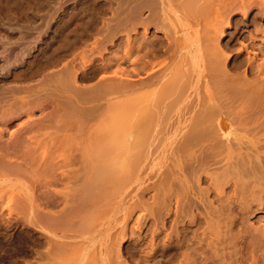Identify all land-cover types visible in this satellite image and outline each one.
Returning <instances> with one entry per match:
<instances>
[{
  "label": "rangeland",
  "instance_id": "obj_1",
  "mask_svg": "<svg viewBox=\"0 0 264 264\" xmlns=\"http://www.w3.org/2000/svg\"><path fill=\"white\" fill-rule=\"evenodd\" d=\"M64 1L63 0H61V1L60 0H10V2H9L8 0H0V17H3V19L0 18V20L1 19L3 20V21H0V22H2V23H0L2 25V27L0 25V31H1V28L3 30V32L1 31V33L7 32L8 29H9L8 32L13 30L12 31L13 33L9 32V34H10V36L12 34L14 36V40H15L12 42L13 36L11 37V42L9 41V39H6V38L3 39L4 34H2L3 36L0 35V37L2 39V41L0 39V45H3L2 43L7 45V43H8L10 46H13V48H15L14 50H16V51L19 50L22 47V45L25 43H26V46L27 45H31V46L34 45L33 50L30 49V52H32V54L26 55L25 59H23V60H20V58H18L17 59L18 63H16L17 61H14L15 57H13V56H15V55L12 56L13 57L11 59V63H12V67H13L12 73L15 74V72H16V74L12 75V73H11L10 77L12 79H10V81H11L10 85H12V86L14 85L13 87H19V86L23 87V85H24V87H27V88L29 87L30 89L28 88L29 89L28 92L27 91H23L22 93L19 92V94H18L19 97H17V99H21L23 97L20 100V102L23 100L24 101L26 100V101H29V104H30V103H32V101H35V102L37 101L36 103L38 104V107L33 108L34 107L33 106L32 109H30V112L32 113L33 118L37 121V123H36L37 126L33 125L32 128H30V129L21 130L22 125H20V124L23 121H25V122L29 121L28 117L25 114L24 115L21 114L22 116L20 115V117H18L14 123L9 124L8 127H5L4 123L2 121H0V178L3 179V182L1 181L2 182L1 183V191L2 192L0 194V264H63V263H71L74 260V257L79 254V252H80V254H83L82 258L84 256H86L84 258L85 259L84 264H125V263L126 264H181V262L186 261L185 260L186 258H183V257H186L184 255H187L190 252L189 250L191 249V247H194V249H191V250H193V251H191V255L194 256V254H198L203 250L202 248H204V247H199V245H202L203 243H204L203 246H205V248H206V249H204V252H205V250L207 251V253L212 251L211 250L212 246L216 249L217 253L220 251L224 252L223 255L221 253H218L219 255L220 254L222 255V257H221L222 259L217 258L219 260L221 259L219 262L215 258L216 255L214 252H216V251L213 249V251H214V252L212 251L213 254L208 253L207 256H209V254H210V256L212 255L214 257V260H213V258L210 259L211 257L209 256L210 258H204V259H208L209 261L203 260V258H202L203 262L208 261L207 263H209V264H216V262L218 261V263L222 264L223 263L222 261H224V258H225V257L223 258L225 253H227V255H231L232 252L234 251L233 252L234 254H232L231 256L235 255V256H237V258L235 256H233V259H234L233 260L232 257H230L231 260L234 262V264H237V263L238 264H264V248H263L264 243H261L262 242L261 239L263 240L264 236L262 237L257 233V232H259V233L262 232L261 234L262 235L264 234V232H263L264 231V209H263L264 208V204H263V202H264L263 201L264 200L263 199L264 198L263 197L264 196V194H263L264 193V185H263L264 182H263V180L264 179L262 180L261 179L262 177L261 178L256 177V175L258 174L260 169L262 170L264 168V165L262 163V162H264V157H262L263 159L261 158L263 160L262 162H261V159L258 160L256 158L257 156L252 158L253 161L250 158V160L252 161L251 163L248 160L243 161V163L245 162L244 164H246V167H243L244 169L248 170L249 167H251V169L252 168L256 169L254 171L253 170L251 171L252 173L254 172V174H252L251 172L249 173L252 175L251 177H248L249 176L248 171H250L251 169L247 171L248 176L246 174H244V176L242 175V178L244 180H245L246 176L248 177L245 180L246 184L248 183L247 180H250V181L253 180L254 181L256 178L257 179L259 178L258 181H260V179H261L262 180L261 182H263V183H261L262 184L261 185L257 181L259 184V187H261V188L257 187L258 191L261 190L263 193L262 192L259 193L256 191L257 193L262 195V196L259 195L262 198L261 197L259 198V196H258V198H256V199H255V197H257V193H255V194L253 193L254 195L251 194L252 195L251 196L247 192V194L249 196L247 195L248 197H246V194L243 191H241L240 189H237V190H240V193H238L239 194L238 196L235 194L233 195V193L236 191L235 190L236 189L235 184H237L236 182L238 180V178L235 179L234 174H235V171L238 170V166L236 168L238 160H240V158L242 159V155L240 153L241 151L240 152L238 151L239 153L236 152V153H238V155H237V157H235V159H233L234 158L233 156L236 155V153H234V151H232V153H231L230 150H227L228 148L225 151V148L222 147L221 152H223L224 155L228 151H230V152H228L229 154L231 153V155H229L227 153V155H229L231 157H229L227 155H225V156L228 157L227 159H229V160L233 159V160L228 161V160H225L226 158L222 157L224 159L222 160L221 163L223 164V162H224V164H226L225 161L226 162L228 161L229 164H231V165L234 164V166H232V168L235 167L234 171L232 170V172H231L234 174L232 175L230 173L231 165L221 166L222 164L220 162H219L220 165L219 164H218L219 166L217 165V163H218L217 161L218 160L221 161V159H220L221 153H219V159L217 157L218 154H215L216 156L213 154L215 157H217L215 159L214 156H212V154L211 155L206 154L209 151H206V149H204L203 145H202L203 147H201V150H200L199 146H201V145L194 144L193 142L191 144H188L190 146H186V148H189L190 151L192 150L193 147H195V149H193V150L196 151L197 153L194 152V154H195L194 156L200 157V155H201V157H202L203 155L201 153L203 151L202 149H204L203 152L205 154L204 153L203 154H204L205 158H207L206 160L204 158V160L207 161L209 158H212V159L214 158L213 161L215 160V162H217V163L213 162V164H215V165H213V164L209 165V163L204 164V162L202 164H200L199 167H201V165L207 166V164L209 166L201 167L203 170L201 169L202 173H200L199 175H197L198 173L196 171L198 169L200 171V168L197 167V170L195 171L197 173L196 174L197 176L195 174H191L192 172L189 173L188 176L182 174V176L185 177L184 179L182 177L183 181L186 179L185 180L186 182L184 181L186 183V184L184 183L185 186L188 183H190V185H191V182L194 181V183H192L193 189H197V190L200 189L198 191L195 190L196 191V192L194 191L195 194L192 195L193 193L189 190L190 188L192 190V187H190V188L186 187V189H184L185 192L189 193L188 191H190L192 193V194L191 193L187 194L188 196L186 195V193L183 192L184 190L182 189L181 192L184 193L187 197H190V196L194 197V198L190 197L189 200L180 191L178 193V187L176 184L177 183V181H176L177 170H175L176 161L175 162L173 161L176 159L175 157H176L177 146L179 145V143L181 141L187 140L186 136L184 137L186 139H184L183 136L180 137L179 136L180 133H182V135H184L188 131L187 134H185V135L189 134V136H190L189 130L192 129V125L194 126V124L188 120H192V119L197 120V118L195 117V113H193V112H197L198 106L199 107L201 106L200 107L201 109L204 108V107H202L203 105L206 106L205 107L206 109L210 108V107L208 108V106H209V104H207L208 99H205L204 92L207 93L205 95L208 96L209 88H211V90L214 91L213 89L216 88V85L218 86L221 83V82H219V84H216V85L214 84V86H213L214 88H212L211 87L212 82L214 81L213 83H215L218 79L220 80V79L227 78V77H224V75H223V73H225L226 71H227L226 73H228V74H230V72H232V75H235L236 73H238V75H239V73H241L240 77H243L242 75H245V71L247 68V65L245 67V64H246L245 60L248 57V55L254 56L253 54H255V52H257L259 54L257 57V60L259 61V59L261 58L259 56H262L261 51H262V49H264L263 48L264 44H262V43H264V42L260 43L261 41L259 39L252 40L248 36H250V34H252L253 36H255V35L261 36L263 33L262 30H264V13L262 14V11H261L262 6H259V4L254 5V9L249 13V16L247 18L245 16H243V13H241V12H239L238 14H234L235 16L233 14L232 15L230 14L231 17L229 16V19L232 22L231 26L226 27L225 23L222 25V27H224V29H225V34L221 36V38L218 40V42L220 43L221 49L223 48L226 51L228 50L227 54L229 53V59L227 61L221 60L222 64L224 63V65H222V67L220 65L221 63H219V64H218V62L215 63L216 57H217V54H216L217 50H213L211 47H210L211 49H208L209 47L205 46V47H207V49L204 47L205 48V51H204L202 49L204 44H201L204 40H205V42H207V39H206L207 36H205L206 35L205 33H208L209 31L205 30L204 26L210 27V25H207L208 23L206 24V22H208L210 20L209 24H211L210 22L214 16V11H215V7H213V4H215V0L214 1L213 0H198V1L195 0V1H193V5H192L194 7V9L192 8V6H191V8L185 6L186 9L182 8L183 10H181L180 9L181 6H177L178 9L181 10V12H180V10H176L177 11L176 12L174 9V11H173L174 13L172 14L174 16L172 17L173 19H171L172 20L171 23L172 22H173V24L175 23V26L173 28H175V27L179 28L178 30H179V33L181 34V36L179 34L180 37H179V40H177L178 42L176 43L177 47L179 46V48H180V47H183L182 45H184V47L190 49L192 52L191 58L189 60H187V62L191 63V65H189V67H188L189 63L186 62L187 64H185V66L188 67V69L185 68V66H181L182 69H181V67L179 68V70H181V71L186 69V72L184 71L185 74L182 75V78L184 80H182L180 77H178L181 80L180 82H183V81H185V79L190 78V80L187 79L190 82H188L186 80L188 82L185 85L186 87L183 84L184 88H187L186 89L187 92H183V96L181 97L182 99L180 98L179 95H182L180 91L182 90L181 88H183V86L182 87L180 86L181 88H179L178 86L181 84L178 82L179 80L177 78H174V81L176 79V81H175L176 84H177V82L179 83L178 85H175L179 89H175V90H176V94L179 96V100L181 99L180 101H178L179 103H176L177 101L175 102L174 100H172L173 94L171 92H173V91L175 92V90L171 91L172 89H174V88H171V86H170L172 81L168 83V79L172 80V78H171L172 76L170 78H168L166 76H163V77L159 76V78H157V79L154 78L155 80H157V81L154 80L156 85L154 84L153 80H152V82L146 81V79L147 80L150 79V76L153 75V73L157 74L156 71H159L161 69V67H163L165 62L169 61V59L167 61L166 58H167V56L170 55V54L167 55L169 48L167 50L166 49L167 45H165L168 42V40H167L168 37H166L168 35L165 34V33H168V30L165 31L166 29H163L165 27H163L161 24L159 25V23H157L158 24L157 25V24H155L156 22H147V21L144 22V21H142L143 19L144 20L148 19L147 17H149L150 15L152 17H153V15H155L154 17H156V14H157V16H158V13H156L157 11L155 12L156 14H153L150 11L151 9L149 10L148 7H143L142 10L139 12L140 14H138L140 16V20L141 19L142 20L140 21L138 19L139 22H138V20L133 21L136 24H134L132 22L133 24L131 23V25L133 27H132V29H129V28H131V25H130V21L127 22V19H129L128 16H130L129 15L130 11L128 9L126 10L125 8H128L131 5L130 6L126 5V7L124 6L125 7L124 9L126 10L125 11L123 8L122 9L120 8L121 10H119L118 6H115V5H117L116 3L114 5H111V6L109 5L110 6L109 7L108 3H107L109 0L108 1H106V0H95L96 2L92 1V0H90V1H88V0H70V2H68L69 0H67L66 3L68 5L66 3H64ZM77 1L79 4L77 3ZM83 1L84 2L86 1L85 2L86 4ZM97 1H99V3H97ZM259 1L261 2L263 0H259ZM81 2L83 3V7H84V5L85 6L89 5L88 7L86 6L87 7L86 9L89 12H87L86 9L84 11V8L81 9L82 8V7H80V6H82V5H80ZM94 2H95V4H94ZM92 4H94L95 6H93ZM60 5H61V7L63 6V8H60ZM90 5L93 7H91ZM97 6L99 7V9L101 11H102V9H104V11L101 12L99 10V12H98L96 10V8L98 9ZM4 7H6V8H4ZM64 7H65V9H64ZM211 7H212V9L213 8L214 9L210 10ZM57 8L58 9L60 8L58 12L56 11V10H58ZM72 8H75V10ZM93 8H95V9L93 10ZM187 8L191 12H188L189 10L187 11ZM36 9L37 10L40 9V11L37 12ZM90 10L92 11L93 17L90 16V14H91ZM193 10H195V11H193ZM79 11H82V12H79ZM96 11H97V14H96ZM183 11L187 14H183L182 13ZM39 12L41 15H43V16L45 15L44 16L45 18H42L43 16L40 17ZM159 12H161V11H159ZM117 13H119V14L121 13V14L119 15ZM12 14L14 15V17L16 16L14 21H12V19H13ZM20 14H21V16L23 15L22 16L23 19L21 18ZM27 14L29 17L27 16ZM33 14L34 15L36 14V15L34 16ZM84 14H85V16H83ZM51 15H54V18ZM117 15H119V16L117 17ZM205 15H207V16H205ZM8 16L9 17L11 16L12 19H11V17L9 18ZM125 16L128 18H126ZM151 16H150V18H151ZM123 17H125L126 19ZM154 17H153V19H154ZM17 18L18 19L20 18V20H18ZM28 18H29V21H28ZM88 19L90 21L87 23ZM92 19H93V21H92ZM35 20H38V21L35 22ZM48 20H49V22H48ZM4 21H7V22H4ZM116 21H117V24H116ZM140 22L143 24H141ZM176 22H179L178 27H177ZM5 23L7 24V27L9 25L11 27L9 26L7 28ZM90 23L92 26L90 25ZM87 24H88V26L90 25V27H88ZM109 24L113 25L111 27L112 28L114 27V28L112 29L111 27H109ZM115 24L119 28H117ZM170 24L168 26H170V28H171L172 25H170ZM4 25L6 28L4 27ZM21 25H22L23 31H21V29L18 28L19 26L21 27ZM119 25L122 27V29ZM123 25H125L126 27ZM129 25H130V27H129ZM134 25H136V26H134ZM27 26H28V28H27ZM34 26H35V28L37 27L38 31H39V29H41L40 30L41 32L40 31L38 32L34 28ZM64 26H65V28H64ZM94 26H96V27H94ZM13 27L14 28L16 27L17 29L14 30V29H12ZM107 27H108L109 31L105 32L107 30ZM85 28H86V30H85ZM103 28H104V30H103ZM124 28L125 29L127 28V30L125 31ZM99 29H101V30H99ZM120 29H121V32H120ZM27 31L30 32L29 33L30 35L26 34V33H28ZM43 31H45L46 33H44ZM68 31L70 34L68 33ZM73 31H74V33H72ZM114 32H116V34H114ZM31 33L33 36H31ZM38 33H39V40H38V36H36V35H38ZM40 33H41V35L43 34L42 35L43 37L40 36ZM103 33L106 35H104ZM108 35H110L109 36L110 39L104 40V38L105 39L109 38V37L107 38ZM34 36L38 40L36 43L38 46L34 43L35 42L33 40ZM111 36L114 38H112ZM132 36H133V38H132ZM15 37L17 39H15ZM40 37H42V38H40ZM97 37L101 38L102 41H100V39ZM129 37H131V41H133V39L136 40V41L132 42L131 46L134 45V42H136L135 44L137 46L139 45V49H137L138 47L136 45H134V46H136L137 48L134 46H133L134 48H132L130 46L131 41L129 40ZM111 38H112V41H111ZM145 39L147 41H145ZM141 40H143V42ZM148 40L149 41L152 40V42H149ZM157 40H162L163 41L162 46H164V47H161L159 41H157ZM97 41H98V44H97ZM103 41H104V43H103ZM126 41L128 42V44ZM137 41H138V43L141 41V44H137ZM154 41H156L157 43L154 44ZM19 42H21V44L23 43L22 45H20V47H18ZM145 42H147L146 44H148V42H149V45H147L149 47L146 46ZM250 42H251V44H250ZM11 43H13V45ZM259 43L261 45H259ZM70 44H72L71 47H70ZM156 44H157V46H160V48L159 47L156 48L157 47ZM167 44H169V42ZM5 45L0 47V51H1L0 52V63H2V60H3V62L6 61L5 56L8 55V54H6V55L4 54V53H6V50L4 48ZM14 45H15V47H14ZM16 45L19 49L16 48ZM242 45H247L249 47V51L247 49H242V47H243ZM252 45H254V47ZM262 45H263V47L261 49L260 46H262ZM59 46H61V47H59ZM93 46H95V47H93ZM144 46L148 50L150 49L151 46H152V48L155 47L157 50L156 49H150L152 51H150V50H149V52L144 51L143 50V49H145ZM200 46L202 48H200ZM66 47H68V48H66ZM3 48H4L5 52L2 51ZM55 48H59V49L61 48L62 49V50L61 49L58 50L60 52V54L57 51V49H55ZM43 49L46 52V54L44 53V51H42ZM89 49H91V50H89ZM97 49H99V51ZM135 49H137V50L134 51ZM140 49L142 51H140ZM54 50H56V51H54ZM156 51H158V52L154 53ZM165 51H167V52H165ZM258 51H260V52H258ZM63 52H65V53H63ZM85 52L87 54L86 56H85ZM94 52H96V53H94ZM131 52H132V54H131ZM1 53L4 54L5 56L1 55ZM42 53L45 54V56H43ZM169 53H171V51ZM52 55L53 56L56 55V56L51 58ZM36 56H37V58H35ZM82 56H85V58L88 62H86V63L81 62ZM39 57L43 58L42 59L43 61H41V63L42 62L44 63L45 61H47L44 64V67L45 66L46 67L45 68L43 67L44 70H42V71H41V69H38L37 71L34 72V70L37 69L36 65L38 64V62L35 60L38 59V61H40L41 58H39ZM76 57H77V59H76ZM54 58H56V59H54ZM192 59H193V61H192ZM27 60H29L30 62ZM78 60L80 61V63L78 62ZM257 60H256V62H258ZM260 60H262V58ZM21 61H24L23 64ZM54 61L57 63H54ZM240 62H242V63H240ZM13 63H15V64H13ZM27 63H28V65H27ZM81 63H83L84 65H82ZM18 64H20V65L18 66ZM48 64H51V65H48ZM78 64H80L79 65L80 67L78 66ZM26 65H27V68H26ZM72 65H75V67H77L80 70V71L78 70L80 73L78 71L76 72V74L78 73L77 74L78 77H75L76 80L74 77H73L74 79L72 78V81H75V83H73L71 81L72 84L74 85V86H72V88H71V82L69 84H67L68 86L65 85L63 87H62V85L56 86V84H52L50 82L52 80L50 79V77L48 75L49 73H50V75H51V73L55 74L57 72V70L60 69V71H61L62 66L64 67L63 69L65 70L67 66H72ZM34 66H36V67H34ZM81 66H84L85 68L81 67ZM152 67H154V69ZM183 67H184V69H183ZM223 67L227 68V69H224L225 72L223 70ZM77 68H76V70H77ZM63 69H62V72L64 71ZM190 69H192L193 71H191ZM122 70L124 73L125 72H127V73L124 74L122 72ZM151 70L153 72H151ZM179 70H178V75L180 74ZM23 71L26 73V75H27V73L28 74L30 73L34 77H31L30 75H27V77H22V76H26ZM54 71H55V73H53ZM85 71H87V72H85ZM201 71H202V73H201ZM32 72L34 73V75ZM114 72L116 73L117 76L115 75ZM184 72H181V74ZM256 72H258V71H256ZM256 72L250 73V75L248 74L247 76L245 75L244 77H246V79L247 78L248 79L255 78L257 76ZM19 73H21V74L23 73L24 75L22 74V76H21ZM35 73H37V74H35ZM58 73H60V72H58ZM121 73L124 74V76ZM187 73L189 75L191 74V76L187 77V75H188ZM233 73H235V74H233ZM18 74L20 76H17ZM110 74H112V75H110ZM84 75L85 76L87 75V76L85 77ZM107 75H108V77H107ZM178 75H176V76H178ZM15 76H17L18 78ZM201 76H203V77H201ZM48 77H49L50 81L48 80ZM104 77H107V79H105ZM153 77H155V76H153ZM157 77H158V75H157ZM118 78H119V80H117ZM166 78H167V81H165ZM203 78H205L204 81H202ZM209 78H210V80L212 79L213 81L211 80L212 81L211 82L209 80ZM143 79H145L144 83H146V85L141 83L143 81ZM151 79H153V78H151ZM151 79H150V81H151ZM199 81H201V83H199ZM207 81H208V83L211 82V85L209 83L210 86L207 84ZM123 82H124V84H123ZM147 82L149 85L147 84ZM202 82H204V83H202ZM162 83H163V85H165L164 87H163ZM198 83L202 87H205V84H206V88L207 87L208 88L207 89L204 88L205 90L204 89L199 90L197 88L199 86ZM75 84H77V85H75ZM187 84H189V85H187ZM15 85H17V86H15ZM52 85H55L56 87L52 86ZM90 85H91V87L88 88L87 86H90ZM92 85L95 87H93ZM133 85H134V87H132V89H131V86H133ZM139 85H142L141 87H139L140 90L137 91V92H139V94H141L140 92H144V90H147V89H144V87L147 88V86H148V88H149V86L151 85L150 87L152 88V86H156L155 88H153L154 91H153V89L149 88L148 90L150 92L147 90L149 93L143 96V97H145V96H147V97L143 98V100L145 99L146 102H144L145 100L144 101L142 100V105H144L145 103L147 105L148 104L147 101L149 102V104H148L149 109L147 111L143 110V111H145V113L144 112L143 113L145 115L147 114V116L143 115V113L141 114V111H139L140 112L139 116H137V114L139 112H136L137 114L135 113V111H138L137 109H139V106L141 105V103H138L137 98H136L139 94L137 92H134L133 94L136 93V95L134 97V95L130 92H131V90L137 88V86H139ZM160 85H162V86H160ZM122 86H124V87H122ZM60 87H62L64 89L61 92L59 91V90H62V88H60ZM109 87H112L113 91L111 90V88L109 89ZM127 87L129 89H127ZM74 88H76V89L79 88L80 92L90 91L89 94H91V95H89L88 93H87L88 95H86V93L85 94L83 93L81 95V93L77 92L78 95L80 94L78 96V95H76V90ZM93 88L96 90H94ZM105 88H108V89H105ZM169 88H171V90H169L171 92L167 91ZM150 89L154 93L151 92ZM195 89H196V91H195ZM109 90L111 92H115V91H117V92L112 93V94H110L111 93L110 92L109 93L110 95H105L108 93ZM178 90L180 93L178 92ZM35 91H36V93H35ZM92 91H93V93L95 92V95H97L99 93L98 97H95V95L92 94ZM96 91L97 92L99 91V92L96 94ZM106 91H107V93H105ZM183 91H184V89H183ZM191 91H192V93L190 94ZM200 91L202 93L201 95H203V96L200 95L201 97L198 95L200 93ZM167 92H168V94H166ZM62 93H64V94H62ZM195 93H197V95ZM66 94H68V95H66ZM65 95H66V97H65ZM151 95H152V97H151ZM167 95H171L170 99L168 98L169 96L166 97ZM193 95H195L196 97L195 96L193 97ZM58 96H59V98H58ZM81 96L85 99L84 100H83V98L81 99ZM87 96H90V97L87 98ZM92 96H94L96 98V101H95V98H94V100H91ZM148 96L151 97V98L149 97L150 98L149 100H147ZM178 96H177V98H178ZM132 97L134 99L133 102H135V106L137 104H139V106L137 105L138 107H136L135 108L136 110L134 111L135 116H137V118H135V116H133V117L130 116V114H131L130 112L133 113V109L135 106L133 107V109L131 108L132 110L130 112L128 111V109H130V108H128L130 105L129 103L131 101L130 98H132ZM192 97L194 99L197 98L196 102L194 101V99ZM57 98L59 99L58 102H57ZM73 98L74 99L76 98V99L74 100ZM114 98L116 100L121 99L120 103L122 102V99L123 100L129 99V100H127V102H129L128 103L129 105L125 104L126 106L128 105V107H127L128 109L126 108L124 113H125V115H127L126 119H128V115H129V117L132 120V123L131 122L130 123L127 122V123L130 124L129 126L132 125V127H134V126L136 127V125H134V124H137L138 122L139 123L142 122L144 127L145 126L148 127V124L151 123V124H149V126H151L152 130L150 129V127L148 128V131L151 135H148V136H151L152 138L151 137L149 138L147 136V138H149V141L147 142V144H145V143L143 145L141 144V146H139V148H138V149H140L141 147H144V148H142L143 152H144L146 148L148 149L147 146H149V149H148L149 155L145 151L148 156L145 154H144L145 155L144 156L142 154L143 156L141 155L142 156V158H141V156H139V154H140L139 153L137 155L138 159L136 157H134V159L135 158L137 159L136 163H130L131 160L129 163H127L128 165H126V163H125V166L130 165V167H128V169H123V171L126 170V171H124V173H123L122 168H121L122 166L119 167V169H121V172H122V173H120L118 166L115 165L116 169L119 170V173L121 175L117 174L119 177H116V174H115L116 178L112 179L114 177V174L111 173L112 172L111 170H114V167L112 168L110 166L111 165L113 166L114 164L111 163V165L109 166V164H110L109 161L111 162V155L105 156V153L107 152V150H110L109 145L111 143V139H108L110 137V136H108V135H110L108 132V130H109L108 127L109 128L111 127V126H108V124L110 123L109 118L112 116L115 117L114 112L116 111V107L118 108V106H119V105L116 106L117 104L112 105L111 102H110V104L108 103L109 100H113ZM177 98H174V99H177ZM202 98H203V100H202ZM60 99L61 100L62 99L63 100L68 99V102L70 100H72V101L67 106L64 105L65 106L64 107L62 105H63L65 100L60 103L59 102V101H61ZM161 99H163V100H161ZM164 99H165V101H164ZM189 99H190L191 104L193 103L191 100L194 101V103L192 105L193 106L196 105L195 107H193L192 105H191V107L188 106V105H190ZM199 99L202 101H199ZM204 99L207 100V102H204ZM38 100L40 102H38ZM89 100H91V101H89ZM116 100H114V101H116ZM154 100H156V101H154ZM18 101H17V103H18ZM173 101H174V103H176L178 105H175L174 103H171V104L169 103V102H173ZM35 102H33V103H35ZM65 102H67V100ZM90 102L91 103L94 102V103L90 104ZM156 102H159V103H156ZM162 102H163V104H165L164 102H168V104H166L167 105L166 109H164L165 105L161 106ZM201 102H204L206 104L202 103V105H200V104L198 105V103H201ZM58 103H60V105H61L60 109L58 107L59 106ZM106 103L108 104V106H110V108L107 107ZM155 103L158 104L159 106H156ZM29 104H28V107L31 108L32 104L31 105H29ZM169 104L170 105L173 104L172 106H174V105L175 106L172 107V106H169ZM182 105H183V107H181ZM93 106H94V108H93ZM187 106H188V108H187ZM26 107H27V105H26ZM61 107H63V108L61 109ZM158 107H160V109ZM161 107L164 109V113L169 111L168 109H170L171 107H172L173 111H172V109H170L171 110L170 114L172 116L171 115H169L168 117L164 116V117H167L166 122L165 121L163 122L166 124V125L165 124L163 125L166 128H164V130L161 129L163 132H160V135H159V132H157L158 130L160 131L159 128H161V127H159V125L161 124V123H159V121L161 122L163 120V119H159L160 113L163 114L162 113L163 109L161 112H159V110H161ZM168 107H170V108H168ZM140 108H141V106H140ZM155 108H156V110H155ZM189 108L191 111L188 110ZM191 108H193V109H191ZM91 109L94 112H92ZM145 109H147V108H145ZM139 110H141V109H139ZM165 110H167V111H165ZM155 111H157L158 113H156ZM177 111H178V113H176ZM182 111H184V112H182ZM186 111L188 114L186 113ZM111 113H113V114H111ZM153 113H156L157 116ZM181 113L186 115V117L188 115V118H186ZM168 114H169V112H168ZM174 114H177L176 117ZM153 115L156 116V122H157V124H159L158 129L155 128L157 131L155 129L153 130V128H152V124L153 123L155 124V122L152 123V121H155V119H154L155 116L152 117ZM229 115L228 116L226 115V119L230 120L227 122L232 123L233 117H231ZM190 116H194V117L192 118ZM116 117H117V115H116ZM119 117H117V119ZM138 117L139 118L141 117V118L139 119ZM143 117H146L145 118L146 120H144ZM148 117H152V118L150 119ZM230 117L232 119H230ZM133 118L138 119L137 122L134 123ZM161 118H162V116H161ZM171 118H174L175 120L174 119L171 120ZM189 118H192V119H189ZM121 119H123V116L121 117ZM143 120H144V122H143ZM147 120L149 121V123ZM169 120H171V121L169 122ZM185 120L188 123L190 122V124H188ZM192 121L194 122L195 120H192ZM112 122H114V121H112ZM6 123H9V122H6ZM115 123H116V121H115ZM125 123H123V124H125ZM139 123H138V125H139ZM146 123H148V124L146 125ZM170 123H172V125ZM184 124H185V126H184ZM186 124H187V126H186ZM116 125L118 126V124H116ZM170 125H171V130H170V128H168ZM182 125H183V127H186L189 130L183 128ZM129 126L127 125L128 128H129ZM143 126H140V127H142L141 129H143ZM179 126H180V130H179ZM138 127L135 129H138ZM140 127H139V130H140ZM154 127H155V125H154ZM233 127L234 126L232 125V128ZM111 129H112V127H111ZM130 129H134V128L130 127ZM168 129H169V131H168ZM145 130H147V129H145ZM176 130H177V132H176ZM2 131H3V134H2ZM13 131L17 132L16 136L11 135V133ZM113 131L114 130H112L111 136L113 135ZM117 131H119V130H117ZM117 131H115V132H117ZM166 131H167V133L168 132L169 133L167 134ZM179 131H180V133H179ZM193 132H194V130H193ZM149 133H147V134H149ZM162 133L164 136L163 135L161 136ZM191 133H192V130H191ZM142 134H144L143 130H142ZM153 134L155 135V137ZM166 134H167V136H166ZM223 135L224 134L220 135L221 138L223 137ZM160 136L163 138V139L160 138L161 142L157 139ZM189 136H188V138H189ZM145 137H146V135H144V139L146 140ZM112 138H113V136H112ZM107 139H108V141H107ZM153 139L156 140V142H154V141L153 142L157 143V145H155V146L156 147L158 146L157 147L158 149H156L153 145L154 143L151 142ZM178 139H180L181 141H179ZM176 140H178V141H176ZM177 142H179V143H177ZM199 144H202V143H199ZM175 145H176V147H175ZM152 147H153V150H151ZM205 147L208 149V146H205ZM156 150H157V152H156ZM200 151H201V153H199ZM108 152H110V151H108ZM143 152L141 151V153H143ZM152 152H153V154H152ZM191 152H193V151H191ZM191 152L188 153L189 157L187 156L188 157V158H186L187 160L189 158H192V155H189V154H192ZM217 152H219V151L217 150ZM242 152H244V151H242ZM151 154H152V156H151ZM258 155L261 157V154H258ZM103 156H105V158H103ZM134 156H136V155H134ZM150 156H151V158H150ZM145 157H146V159H145ZM199 157H193V158L196 159ZM260 157H258V158H260ZM102 158H103V161H102ZM106 158H107V160H104ZM149 158H150V160H148ZM134 159H132V161ZM195 159H194V161L197 160V159L196 160ZM191 160L189 159V161H191ZM256 160H258L259 163ZM45 161L47 162L46 168H43L41 163H44ZM235 161H236V164H235ZM254 161H256V162H254ZM230 162H233V163H230ZM260 162H261V164H260ZM210 163H212V162H210ZM243 163H241V164H243ZM249 163L251 164V166ZM254 163H256V164L254 165ZM91 164H93V168H91ZM102 164L104 165L105 168H106V165L108 164V166L110 168L109 174L108 173L105 174V172H104L105 168L104 169L101 168V167H103ZM244 164H243V166H245ZM39 165H40V167H39L40 171L38 170ZM256 165L258 166V168H260L259 170L257 169ZM171 166L173 167L172 171L173 170L176 171V172L175 171L172 172V173H174L173 175H172V173H170L171 172ZM228 166H230L229 169L228 168L224 169ZM247 166H248V168H247ZM90 168L93 170H91ZM96 168L97 169L98 168L103 169L104 173L103 172H100L102 174H99V172L97 173V171H99V170H96ZM109 168H107V169H109ZM123 168H125V167H123ZM89 169H90L91 173L90 172L88 173ZM168 169H170L169 172H167ZM118 170H117V172H118ZM227 170H229V172ZM66 171H68V172H66ZM238 171H236V172H238ZM256 171H258V172H256ZM62 172H65V174L64 173L62 174ZM96 173H97V176L100 175L99 176L100 178L97 177L99 182L97 183V186H96V184H94L96 186L95 187L92 184L95 181H97L96 177L93 178V176H96L95 175ZM262 173H264V171ZM262 173H260V174L262 175ZM45 174H46V176H44ZM112 174H113V176H112ZM167 174L170 177L175 176L176 178H174V180H172L170 182V180L173 179V177L170 178L168 176V179H167V177H166ZM190 174L193 175L192 177L194 179L190 176ZM189 176L193 179V180H191L189 178V181L191 180V182H188V180H187ZM45 177H46V179H45ZM91 177H92V181H94V179L96 178L93 183L90 182L91 180L89 181V179H91ZM196 177H198V178H196ZM252 178H255V179H252ZM166 179L168 181H166ZM239 179H240V181L243 180V179L241 180V177ZM228 180H229V182H228ZM174 181H175V183L173 185ZM46 182L47 183L50 182L52 184L49 183L50 184V186H49V184H47ZM89 182L91 183L92 186H90ZM161 182H163V183L161 184ZM167 182H169V184ZM254 182L255 183H252V181H251L250 183L256 184V181H254ZM217 183H218V185H216ZM233 183H235V184L233 185ZM242 183H244V181ZM164 184H165V186H164ZM193 184H196V185H193ZM155 185H156V187H155ZM172 185H173V187H171ZM214 185L217 187H215ZM256 185H252V186L255 187ZM160 187L162 190L164 189L163 192H161L162 190L160 189ZM122 188H123V190H122ZM173 188L174 189L176 188V190H174ZM237 188H238V185H237ZM255 188L252 189V187H251L252 190H255ZM172 189H173V191H172ZM218 190L219 191L222 190V191L219 193ZM157 192H158V195H155V194H157ZM198 192H199L200 196H199ZM237 192H239V191H237ZM240 195H245L246 198L244 197L245 199L243 200L241 198L243 196H240ZM178 196H180L181 200H180V198L178 200ZM239 196H240L241 200L238 198ZM162 197H163V199H162ZM199 197H201V198H199ZM232 197H234L233 200H232ZM249 197H252V198H249ZM21 198H22V202L20 204V200H18V199H21ZM34 198L37 199V202L34 200ZM45 198L49 202H47V203H46V201L44 202ZM184 198H187V200ZM195 198H196L197 202L194 201ZM247 198L250 199V200H247L250 202L246 203ZM23 199H25V200L23 201ZM234 199H236V200H234ZM42 200H43V202H42ZM205 200H206V202H205ZM251 200H253V201H251ZM161 201L164 203H162ZM191 201L194 203H192L193 206L190 205L191 206L190 207V206H188V204H190L189 202H191ZM229 201L231 204L229 203ZM231 201H234V202H231ZM240 201H241V203L243 202V205H245V207L242 206V208H241L242 204H240ZM178 202L180 204H178ZM195 202H196V204H195ZM258 202L259 203L261 202L260 206H258V204H259ZM197 203H198V205H197ZM248 203H252V204H248ZM232 204H236V205H232ZM207 205L209 207L211 206V208H209V210H208ZM219 205H220V207H218ZM259 207H260V209H258ZM217 208L218 209L220 208V209L216 210ZM222 208H224V209H222ZM206 209H207V211H206ZM214 209H215V211H214ZM245 210H246V212H245ZM156 214H158V215H156ZM193 214H195L197 217L193 218L192 217V216H194ZM220 214H221V216H220ZM224 214L225 215L227 214L226 215L227 217ZM138 215L139 216L143 215V217L147 216L146 220L142 216H141V218H140L141 220H140L138 218ZM212 215L214 217H216V216L217 217L214 218ZM228 215H231V217H229ZM246 215H247V217H246ZM205 216L208 218L210 217L208 221L206 220ZM203 217H204V219H203L204 221L201 220L199 222V224L201 222L202 223L199 225L198 221ZM223 217H224V219H223ZM183 218L185 221L183 220ZM189 218H191V220ZM213 218H214V220H213ZM210 220H212L213 222ZM206 221H207V223H205L206 224L205 225L204 222H206ZM217 221L220 223V226H219V223ZM225 221L228 222L229 224L226 223ZM124 222L126 224H124ZM209 222L213 223V224L212 225L208 224ZM196 223H197V225H195ZM214 225H215V227H214ZM126 226H127V228H126ZM223 226L227 227V231H226V227L224 228ZM180 227H183L184 229H180ZM188 227H189V229H187ZM190 227H192V229ZM195 227L197 229L198 228L199 229L196 230ZM208 227H209V230H208ZM212 227L214 229H212ZM219 227H221V228H219ZM123 228L124 229L126 228L125 231ZM216 228L220 229V230L217 229L218 233H216V231H217ZM185 229L189 230L188 232L190 234L189 233L184 234V231L187 232V230H185ZM231 229H234L235 233H234V230H231ZM241 229H243L244 231L249 229V231H246V232L243 231V233H240ZM193 230H196L197 232L193 231ZM204 230L206 231V233L210 232L211 230H213V231H211L212 233H209L207 235L205 234V236H204V234H203ZM254 230H256V231L258 230L256 232L255 236L260 238L259 240H257V238H256V241H255V238H252V237H254L253 235L255 234ZM260 230H262V231H260ZM127 231H128V233H127ZM134 231H135V233H134ZM220 231H221V233H219ZM222 231H224V232H222ZM124 232L127 233V236H126V234L124 235ZM201 232H203V233L201 234ZM213 232L216 233L217 235L215 234V236H214ZM225 232H227V233H225ZM231 232L234 233L235 236L233 234L231 235ZM241 232H242V230H241ZM251 232L253 233V235ZM181 233H183L184 237H186L187 235H191V236L195 235L196 236V234H200L199 238L201 237L204 239L205 237H208L207 240L209 239L208 235H210V234H211L210 238L218 236L220 239H218V237H217V239L220 240L221 244L223 242L225 243V246H224L225 248L226 247L229 248V246L231 248L227 249V251H224L225 248H223V246H222V248L214 246L215 244L213 242H215L216 239L214 238L215 241H213L214 239L212 238V241H213L212 245L211 246L209 245L208 249H207L206 245H208V244L205 242L206 238L204 240L202 239L200 242H202V241L203 242L200 243L199 240H197L195 237L192 236L194 238V240L196 239L195 240L196 246L199 248V252L197 253L196 251L198 249L195 250L196 246H194V245L192 246V244L193 243L195 244V242L192 243V241H194V240L191 239V236L186 237V239L187 238L191 239V241L189 240V242H188L181 235ZM193 233H195V234H193ZM222 233H224V234H222ZM219 234H222L221 237L219 236ZM225 234H227V235L225 236ZM236 235H238V236H236ZM125 236H126V238H125ZM202 236H204V237H202ZM222 236H223V238H222ZM227 236H228V238H227ZM232 236H234V237H232ZM180 237L182 238V240L180 239ZM196 237H198V235ZM224 237H226V238H224ZM229 237H231V238H229ZM235 237H236V241L234 242V239H232V238H235ZM221 239H224V241L222 242ZM227 239L232 241L230 243V241L228 240L230 243L229 246L226 243ZM225 240H226V242H225ZM250 240L252 241V243L254 240V243L252 244ZM151 241H153V242H151ZM180 241H182L183 244ZM242 241H244V242L242 243ZM258 241H260V242L258 243ZM208 242H210V240H208ZM218 242L219 241H217L215 243H218ZM220 242L218 244H220ZM236 242H238V243H236ZM180 243L183 246L185 244L187 246H188V244L189 245L191 244V245L189 247H187L185 245L186 246V247L184 246L185 249L184 248L181 249L183 246H181ZM232 243H236L235 246L237 245L236 248H238L239 251L236 250V248L234 249L235 246ZM153 244H154V247H153ZM226 244H227V246H226ZM222 245H224V244H222ZM209 247H211V248H209ZM200 248H201V251H200ZM153 249H154V252H153ZM186 249L189 252H187ZM218 249L220 251H218ZM222 249H223V251H222ZM182 250L183 251L185 250L187 253H185V251L183 252ZM230 251H231V253H230ZM87 252H89V254L86 255ZM90 252H91V254H90ZM93 252H94V254H93ZM193 252H194V254H193ZM73 253L74 254L78 253V254L74 255ZM207 253L205 252V256ZM92 254H93V256L90 258L89 255H92ZM219 255H217V256L220 257ZM227 255H225V256H227ZM198 256H200V254ZM116 257H118V258H116ZM190 257H191L190 255H189V257L187 256V258L189 260H187L186 262H189L190 260H192ZM201 257H202V255H201ZM201 257H198V258H197V256L193 257L194 259L196 258V260L198 261L197 262L193 259L195 261V262L194 261L193 262L196 264L201 262V261H199V260H201ZM228 257L229 256H227L225 258V259H227L226 260L227 262L224 261V263L226 262L225 264L229 263L228 261L230 260V258L228 260ZM182 258L184 261L182 260ZM210 260H212V261H210ZM193 262L190 261V263H188V264H191ZM203 262H201V263H203ZM233 262L231 263V261H230L229 264H233ZM185 264H187V263H185Z\"/></svg>",
  "mask_w": 264,
  "mask_h": 264
},
{
  "label": "bare ground",
  "instance_id": "obj_2",
  "mask_svg": "<svg viewBox=\"0 0 264 264\" xmlns=\"http://www.w3.org/2000/svg\"><path fill=\"white\" fill-rule=\"evenodd\" d=\"M9 2H10V0H8ZM61 1V0H60ZM64 1V0H63ZM88 1H90V0H88ZM92 1H95V0H92ZM106 1H108V0H106ZM193 1H195V0H109L107 3H108V6L110 5H114L115 3L117 4V5H115V6H118V8H119V10H121L122 8L124 9L125 7H126V5L127 6H130V7H128V8H125L126 10L128 9L129 11H130V16H128L129 17V19H127V22L128 21H130V25H131V23L133 22V21H136V20H140V16L138 15V14H140L139 12L142 10V8L143 7H148L149 8V10L153 13V14H156V13H158V16H157V14H156V17H154L155 15H153V17H154V19H153V17L151 16V18H150V16L149 17H147L148 19H141L142 21H147V22H156L155 24H157V23H159V25L161 24L163 27H165V28H163V29H166L165 31H167L168 30V33H165V34H167L168 36H166V37H168V42H169V44H165V45H167V47H166V49L168 50V48H169V50H168V53H167V55H169V56H167V58H166V60L168 61V59H169V61L168 62H165V64L163 65V67H161V69L159 70V71H156L157 72V74H155V73H153V75H151L152 73L151 72H153L152 70H151V76H150V79L151 78H153V79H151V81H150V79L149 80H147L146 79V81H148V82H152V80L154 81L155 79L154 78H159V76L160 77H163V76H166V77H168V78H170L171 76V78H172V80H170V79H168V83L169 82H171V88H174V89H172L171 90V88H169L167 91L168 92H171V91H173V90H175V89H179V88H181L182 86H183V84H184V86L186 85V83H188V82H190L189 80H190V78H187V79H189V80H187V79H185V81H183V82H180L181 80L178 78V77H180L182 80H184L183 78H182V75H184L185 74V72H186V69H184V67H183V69L184 70H179V68L181 67V66H185V64H187V63H189V62H187V60H189L190 58H191V56H192V52H191V50L190 49H188V48H186V47H184V45H182L183 47H180L179 48V46L177 47V40H179V37L181 36V34L179 33V28H173L174 26H175V23L173 24V22L171 23V19H173L172 17L174 16V15H172L174 12V9H175V11L176 10H183L184 8L186 9V7H189V8H191V6L193 5ZM198 1V0H197ZM196 1V2H197ZM214 1V0H213ZM67 2V0H65L64 1V3H66ZM68 2H70V0L68 1ZM84 2V1H83ZM86 2V1H85ZM84 2V3H85ZM96 2V1H95ZM95 2H94V4H95ZM77 3H78V1H77ZM76 3V4H77ZM90 3V2H89ZM97 3H99V1H97ZM26 4V3H25ZM42 4V3H41ZM67 4V3H66ZM79 4V3H78ZM86 4V3H85ZM94 4H92L93 6H95ZM256 4H259V6H262V9H261V11H262V14L264 13V0L263 1H259V0H215V4H213V7H215V11H214V16H213V18H212V20H211V24H209V21L208 22H206V24L207 25H210V27L208 26H204L205 27V30H208L207 32L208 33H205L206 35L205 36H207V42H205V40L201 43V44H204V46H203V48L200 46V48H202L204 51H205V48L207 49V47H209L208 49H213V50H217L216 51V54H217V57H216V61H215V63H217L218 62V64L219 63H221L220 65H221V67H222V65H224V63L222 64V61L221 60H223V61H227L228 59H229V53L227 54V52H228V50L226 51L225 49H221V46H220V43L218 42V40L221 38V36L222 35H224L225 34V29H224V27H222V25L225 23L226 24V27H230L231 26V20L229 19V16H230V14L232 15H234V14H238L239 12H241V13H243V16H245L246 18L249 16V13L254 9V5H256ZM45 5V4H44ZM68 5V4H67ZM80 5H82V6H80ZM79 6L80 7H82L81 9H83L84 8V11H85V9L89 6H85L84 5V7H83V3L81 2V4H80ZM97 5V4H96ZM100 5V4H99ZM196 5V4H195ZM8 6V5H7ZM40 6V5H39ZM38 6V7H39ZM42 6V5H41ZM74 6V5H73ZM91 6V5H90ZM93 6H91V7H93ZM101 6V5H100ZM109 6V7H110ZM125 6V7H124ZM177 6H181L180 7V9H178V7ZM186 6V7H185ZM32 7V6H31ZM71 7V6H70ZM98 7V6H97ZM4 8H6V7H4ZM26 8V7H25ZM60 8H63V6L61 7V5H60ZM59 8V9H60ZM121 8V9H120ZM177 8V9H176ZM183 8V9H182ZM192 8L194 9V7L192 6ZM13 9V8H12ZM31 9V8H30ZM29 9V10H30ZM34 9V8H33ZM41 9V8H40ZM40 9H36V11L38 12V11H40ZM58 9V8H57ZM59 9L58 10H56L57 12L59 11ZM64 9H65V7H64ZM72 9H74L75 10V8H72ZM95 8H93V10H94ZM124 9V10H125ZM214 9V8H213ZM212 9V7H211V9L210 10H213ZM2 10V9H1ZM9 10V9H8ZM28 10V9H27ZM78 10V9H77ZM92 10V9H91ZM90 10V12H91V14H90V16H92L93 14H92V11ZM96 10L99 12V7H98V9L96 8ZM115 10V9H114ZM118 10V11H119ZM125 10V11H126ZM181 10H180V12H181ZM189 9L187 8V11H188ZM197 10V9H196ZM208 10V9H207ZM11 11V10H10ZM35 11V12H36ZM86 11L87 12H89L87 9H86ZM97 11H96V14H97ZM101 11V10H100ZM102 11H104V9H102ZM101 11V12H102ZM123 11V10H122ZM124 11V12H125ZM157 11V12H156ZM159 11H163L162 13L161 12H159ZM185 11V10H184ZM182 12L183 14H187V13H185V12ZM193 11H195V10H193ZM79 12H82V11H79ZM78 12V13H79ZM86 12V13H87ZM121 12V11H120ZM144 12V11H143ZM156 12V13H155ZM177 12V11H176ZM188 12H191L190 10L188 11ZM213 12V11H212ZM12 13V12H11ZM28 13V12H27ZM94 13V12H93ZM104 13V12H103ZM161 13V14H160ZM15 14V13H14ZM39 14H40V12H39ZM38 14V15H39ZM117 14H119V13H117ZM121 14V13H120ZM119 14V15H120ZM160 14V15H159ZM178 14V13H177ZM176 14V15H177ZM211 14V13H210ZM2 15V14H1ZM13 15V14H12ZM11 15V16H12ZM19 15V14H18ZM25 15V14H24ZM34 15V14H33ZM36 15V14H35ZM34 15V16H35ZM55 15V14H54ZM54 15H51V16H53V18H54ZM100 15V14H99ZM119 15H117V17L119 16ZM172 15V16H171ZM180 15V14H179ZM208 15V14H207ZM207 15H205V16H207ZM213 15V14H212ZM10 16V17H11ZM20 16H21V14H20ZM23 16V15H22ZM21 16V18L23 19V17ZM27 16H28V14H27ZM33 16V17H34ZM41 16H43V15H41L40 14V17ZM45 16V15H44ZM42 17V18H45V17ZM83 16H85V14L83 15ZM95 16V15H94ZM98 16V15H97ZM96 16V17H97ZM101 16V15H100ZM99 16V17H100ZM235 16V15H234ZM9 17V16H8ZM9 17V18H10ZM16 17V16H15ZM15 17H14V15H13V19H12V17H11V19H12V21H14V19H15ZM29 17V16H28ZM38 17V16H37ZM93 17V16H92ZM116 17V18H117ZM126 17V16H125ZM125 17H123V18H125ZM128 17H126V18H128ZM176 17V16H175ZM178 17V16H177ZM231 17V16H230ZM0 18H2L3 19V17H0ZM5 18V17H4ZM39 18V17H38ZM37 18V19H38ZM125 18V19H126ZM143 18V17H142ZM207 18V17H206ZM0 20V21H3V20ZM18 19V18H17ZM25 19V18H24ZM35 19V18H34ZM56 19V18H55ZM76 19V18H75ZM95 19V18H94ZM98 19V18H97ZM175 19V18H174ZM180 19V18H179ZM18 20H20V18L18 19ZM32 20V19H31ZM68 20V19H67ZM123 20V19H122ZM121 20V21H122ZM139 20H138V22H139ZM140 20V21H141ZM27 21V20H26ZM28 21H29V18H28ZM38 20H35V22H37ZM86 21V20H85ZM90 20L88 19L87 20V23L89 22ZM92 21H93V19H92ZM96 21V20H95ZM119 21V20H118ZM124 21V20H123ZM169 21V22H168ZM176 21V20H175ZM4 22H7V21H4ZM33 22V21H32ZM34 22V23H35ZM48 22H49V20H48ZM97 22V21H96ZM125 22V21H124ZM137 22V23H138ZM0 23H2V22H0ZM31 23V22H30ZM33 23V24H34ZM134 23V22H133ZM132 23V24H133ZM141 23V22H140ZM171 23V24H170ZM177 23V27H178V23L179 22H176ZM37 24V23H36ZM67 24V23H66ZM107 24V23H106ZM105 24V25H106ZM116 24H117V21H116ZM115 24V25H116ZM128 24V23H127ZM134 24H136V23H134ZM141 24H143V23H141ZM154 24V25H155ZM172 25L171 26V28H170V26H168V25ZM1 25V24H0ZM5 25H6V27H7V24L5 23ZM5 25H4V27H5ZM23 25V24H22ZM22 25H21V27L19 26L18 28L19 29H21V31H23V29H22ZM47 25V24H46ZM49 25V24H48ZM90 25H91V23H90ZM90 25L88 26V24H87V26L88 27H90ZM96 25V24H95ZM114 25V26H115ZM130 25H129V27H130ZM158 25V24H157ZM10 26V25H9ZM8 26V27H9ZM38 26V25H37ZM92 26V25H91ZM111 26H113V25H110L109 24V27H111ZM120 26V25H119ZM123 26H125V25H123ZM134 26H136V25H134ZM1 27H2V25H1ZM5 27V28H6ZM7 27V28H8ZM11 27V26H10ZM69 27V26H68ZM94 27H96V26H94ZM116 27H117V25H116ZM121 27V26H120ZM126 27V26H125ZM128 27V28H129ZM132 25H131V28H129V29H132ZM27 28H28V26H27ZM31 28V27H30ZM34 28H35V26H34ZM39 28V27H38ZM64 28H65V26H64ZM112 28V27H111ZM114 28V27H113ZM112 28V29H113ZM117 28H119V27H117ZM135 28V27H134ZM207 28V29H206ZM210 28V29H209ZM12 29H14V30H16L17 28L15 27H13ZM18 29V30H19ZM37 31H38V29H37V27L35 28ZM76 29V28H75ZM121 29H122V27H121ZM121 29H120V32H121ZM125 29V28H124ZM128 29V30H129ZM9 30V29H8ZM8 30H7V32H5V33H1V31L3 32V30H2V28H1V31H0V35H2V34H4V37H3V39L4 38H6V39H9V41L11 42V37L13 36L12 34H11V36H10V34H9V32H12V31H9L8 32ZM35 30V31H36ZM41 29H39V31H40ZM85 30H86V28H85ZM91 30V29H90ZM99 30H101V29H99ZM103 30H104V28H103ZM102 30V31H103ZM119 30V29H118ZM127 30V28L125 29V31ZM20 31V32H21ZM25 31V30H24ZM38 31V32H39ZM82 31V30H81ZM92 31V30H91ZM107 31H109V29H108V27H107V30L105 31V32H107ZM123 31V30H122ZM263 31V33H262V35L261 36H253L252 34H250V36H248V37H250V39H252V40H255V39H259L261 42L260 43H262V42H264V30H262ZM28 32V31H27ZM41 32V31H40ZM44 33H46L45 31H43ZM42 32V33H43ZM80 32V31H79ZM78 32V33H79ZM100 32V31H99ZM13 33V32H12ZM22 33V32H21ZM30 32H28V33H26V34H29ZM43 33V34H44ZM68 33H69V31H68ZM72 33H74V31L72 32ZM101 33V32H100ZM251 33V32H250ZM42 34V35H43ZM70 34V33H69ZM104 34V33H103ZM114 34H116V32H114ZM179 34H180V36H179ZM30 35V34H29ZM41 35V33H40V36H42ZM104 35H106V34H104ZM3 36V35H2ZM31 36H33L32 35V33H31ZM36 36H38V40H39V33H38V35H36ZM110 35H108L107 36V38L109 37ZM43 37V36H42ZM42 37H40V38H42ZM79 37V36H78ZM83 37V36H82ZM112 37V36H111ZM34 39V43L36 44L37 43V38L34 36L33 37ZM36 38V39H35ZM97 38H99V37H97ZM112 38H114V37H112ZM112 38H111V41H112ZM132 38H133V36H132ZM0 39H1V37H0ZM15 39H17L16 37H15ZM100 39V41H102L101 40V38H99ZM110 39V37L108 38V39H105L104 38V40H109ZM137 39V38H136ZM165 39V40H166ZM249 39V38H248ZM129 40L131 41V37H129ZM144 40V39H143ZM143 40H141L142 42H143ZM1 41H2V39H1ZM8 41V40H7ZM13 41H15L14 40V36H13V38H12V42ZM18 41V40H17ZM41 41V40H40ZM45 41V40H44ZM99 41V40H98ZM98 41H97V44H98ZM133 41H136V40H134L133 39ZM133 41H131V43H130V46H131V44H132V42ZM141 41L138 43V41H137V44H141ZM145 41H147L146 39H145ZM149 41V40H148ZM157 41H159V43H160V45H161V47H164V46H162L163 45V41L162 40H157ZM161 41V42H160ZM22 42V41H21ZM21 42H19L18 44V47H20V45H22L21 44ZM24 42V41H23ZM106 42V41H105ZM127 42V41H126ZM149 42H152V40L151 41H149ZM149 42H148V44H146L147 42H145V44H146V46L147 45H149ZM245 42V41H244ZM253 42V41H252ZM25 43V42H24ZM96 43V42H95ZM94 43V44H95ZM103 43H104V41H103ZM136 42H134V45H136L135 44ZM155 43H157L156 41H154V44ZM162 43V44H161ZM232 43V42H231ZM259 43V45H261ZM3 45H5L4 43H2ZM12 45H13V43H11ZM40 44V43H39ZM62 44V43H61ZM101 44V43H100ZM127 44H128V42H127ZM144 44V43H143ZM142 44V45H143ZM229 44V43H228ZM227 44V45H228ZM250 44H251V42H250ZM253 44V43H252ZM255 44V43H254ZM262 44H264V43H262ZM3 45H0V47L1 46H3ZM24 45V46H23ZM22 45V47L19 49L18 47H17V45H16V48L17 49H19V50H14L15 48H13V46H10L8 43H7V45H5L4 46V48H5V50H6V53H4L5 55L6 54H8V55H4V54H2L1 53V55H4L5 57H6V61H4L3 62V60H2V63H0V121H2L3 123H4V126L5 127H8L9 126V124H12V123H14L16 120H17V118L18 117H20V115L21 114H25L27 117H28V122H25V121H23L20 125H22V127H21V130H27V129H30V128H32V126L34 125V126H37V121L33 118V115H32V113L30 112V109H32V107L33 108H35V107H38V104L35 102V101H32V103L33 102H35V103H30L29 104V101H21L20 102V100L23 98H21V99H17V97H19L18 96V94H19V92L20 93H22L23 91H27L28 92V90L30 89L29 87V89L27 88V87H24V85H23V87H21V86H19V87H13L12 85H10V79H12L10 76H11V73H12V63H11V59L13 58V57H15V60L14 61H17V59L18 58H20V60H23V59H25V56L26 55H28V54H32V52H30V49H32L33 50V46L34 45H27L26 46V43L25 44H23ZM37 45V44H36ZM52 45V44H51ZM71 45L72 44H70V47H71ZM77 45V44H76ZM79 45V44H78ZM134 45H132L131 47L132 48H134V47H136V46H134ZM153 45V44H152ZM249 45V44H248ZM258 45V46H259ZM38 46V45H37ZM63 46V45H62ZM129 46V45H128ZM134 46V47H133ZM156 46H157V44H156ZM205 46H207V47H205ZM243 47H242V49H247L248 51H249V47L247 46V45H242ZM253 47H254V45H252ZM14 47H15V45H14ZM59 47H61V46H59ZM93 47H95V46H93ZM97 47V46H96ZM138 47V48H137ZM136 48L137 49H139V45L137 46ZM147 47H149V46H147ZM154 47V46H153ZM160 48V46H157L156 48ZM205 47V48H204ZM211 47V48H210ZM261 47V49H262V47H263V45L262 46H260ZM4 48L2 49V51H4L5 52V50H4ZM65 48V47H64ZM63 48V49H64ZM66 48H68V47H66ZM141 48V47H140ZM144 48H145V46H144ZM155 47L154 48H152V46L150 47V49H156ZM218 48V49H217ZM264 48V47H263ZM55 49H57V51L58 50H60L59 48H55ZM137 49H135L134 51H136ZM147 48H145V49H143L144 51H148L149 52V50L147 49ZM241 49V50H242ZM253 49V48H252ZM251 49V50H252ZM260 49V48H259ZM31 50V51H32ZM62 50V49H61ZM70 50V49H69ZM89 50H91V49H89ZM98 51H99V49H97ZM157 50V49H156ZM202 50V51H203ZM42 51H44V49L42 50ZM49 51V50H48ZM54 51H56V50H54ZM96 51V50H95ZM140 51H142L141 49H140ZM150 51H152V50H150ZM154 51V50H153ZM162 51V50H161ZM164 51V50H163ZM171 51V53H169ZM200 51V50H199ZM203 51V52H204ZM1 52V51H0ZM59 52V51H58ZM68 52V51H67ZM66 52V53H67ZM83 52V51H82ZM133 52V51H132ZM132 52H131V54H132ZM147 52V53H148ZM158 51H156V52H154V53H157ZM165 52H167V51H165ZM258 52H260V51H258ZM262 56H259V57H261L262 58V60H260L259 59V61L257 60V57H258V53L257 52H255V54H253L254 56H249L248 55V57L246 58V64H245V67H246V65H247V68H246V71H245V75L247 76L248 74L250 75V73H255L256 71H258V72H256V74H257V76L255 77V78H252V79H246V77H244L245 75H242L243 77H240L241 75V73H239V75H238V73H233V74H235V75H232V72H230V74H228V73H226L225 72V70L224 69H227V68H224L223 67V70H224V72L225 73H223V75H224V77H227V78H225V79H218L215 83H213L211 80H210V78H209V80L212 82V88H214L213 86H214V84L216 85V84H219V82H221L218 86L216 85V88H214L213 90L214 91H212L211 90V88H209V91H208V96L207 95H205V94H207V93H205L204 92V96H205V99H208V103L207 104H209V106H208V108L209 109H206L205 107V105H203L202 107H204L203 109H201L199 106H198V108H197V112H193V113H195V117L197 118V120L196 119H192L194 116H190V117H192V118H189V119H192V120H195L194 122L192 121V120H188V121H191L193 124H194V126L192 125V133H191V130H189V129H187L186 127H183V125H182V127L183 128H185V129H187V130H189L190 131V136H189V134L188 135H185V134H187V132L184 134V135H182V133H180V131H179V133H180V137H182L183 136V138L186 136V138H187V140H183V141H181L180 139H178L179 141H181L180 143L179 142H177V143H179V145L177 146V150H176V159L175 160H173L174 162L176 161V168H175V170H177V179H176V181H177V187H178V193H179V191L181 192L182 191V189L184 190V189H186V187H188V188H190V187H192V183H194V181L193 182H191V180H193L194 178L192 177L193 175H191V174H197V175H199L200 173H202L201 172V167H203L202 165H201V167H199V165L200 164H202L203 162H204V164L205 163H209V165L210 164H213V162H215V160L213 161V159L215 158H217L218 157V159H219V153H221L220 154V159H221V161H219L218 159V163L217 162H215V163H217V165L219 164L220 165V163L222 162V160L224 159V158H226L225 160H228V161H231V160H233V159H235V157H237V155H238V153L240 152L241 153V155H242V159L240 158V160H238V163H237V165H236V168H237V166H238V170H236V171H238V172H236L235 171V174L234 173H231L232 172V170L234 171V168H232V166H234V164L233 165H231V164H229V162L227 163L225 160V163L226 164H224V162H223V164L221 165V166H225V165H231V168H230V166H228V167H226V168H224V169H229L230 168V173L233 175H235L234 177H235V179H237L238 178V180H237V184H235V183H233V185L235 184L236 185V193L234 192H232L233 193V195L235 194V195H239L238 193H240V190L241 191H243L245 194H246V197H248L249 195H254L255 193H257V192H259V193H261L262 191L261 190H259L258 191V188H261V187H259V184H261V183H263L264 182V173H262L263 171H264V168L261 170L260 168H258V166L256 165V167H257V169L259 170L260 169V173H262V175L258 172V171H256V172H258V174L256 175V177H262L261 179L263 180V182H261L262 180L260 179V181H258L259 180V178L256 180L255 178H252V179H255L254 181H256V184H252V183H255L253 180H251L252 181V183H250L251 181L250 180H247V184H246V178H248V177H251L252 175L251 174H249L252 170L254 171V170H256V169H254V168H252L251 169V167H249L248 168V166H247V168H248V170H250V171H248V170H246V169H244L243 167H246V164H244L243 163V161H249L250 163L253 161V157H256L258 160L259 159H261L262 157H264V49H262ZM44 53L46 54V52L44 51ZM63 53H65V52H63ZM94 53H96V52H94ZM135 53V52H134ZM151 53V52H150ZM153 53V54H154ZM241 53V52H240ZM45 54H43L42 53V55L43 56H45ZM55 54V53H54ZM59 54H60V52H59ZM149 54V53H148ZM13 55H15V56H13ZM58 55V54H57ZM80 55V54H79ZM83 55V54H82ZM87 54H86V52H85V56H86ZM261 55V54H260ZM13 56V57H12ZM20 56V57H19ZM56 55H52L51 56V58L52 57H55ZM81 56V55H80ZM79 56V57H80ZM85 56H82V61L81 62H83V63H86V62H88L87 60H86V58H85ZM30 57V56H29ZM88 57V56H87ZM198 57V56H197ZM31 58V57H30ZM29 58V59H30ZM35 58H37V56L35 57ZM39 58H41V57H39ZM57 58V57H56ZM56 58H54V59H56ZM2 59V58H1ZM43 58H41V60L40 61H38V59H36L35 61H37L38 62V64L36 65L37 66V69L36 70H34V72L35 71H37L38 69H41V71L42 70H44V68L46 67H44V64L47 62V61H45L44 63L42 62L41 63V61H43L42 60ZM53 59V60H54ZM76 59H77V57H76ZM31 60V59H30ZM59 60V59H58ZM256 60L258 61V62H256ZM27 61H29V60H27ZM57 61V60H56ZM192 61H193V59H192ZM22 62V64H23V62L24 61H21ZM26 62V61H25ZM30 62V61H29ZM33 62V61H32ZM40 62V63H39ZM78 62L80 63V61L78 60ZM187 62V63H186ZM16 63H18V61L16 62ZM20 63V62H19ZM34 63V62H33ZM36 63V62H35ZM54 63H57V62H55L54 61ZM83 63H81L82 65H84ZM226 63V62H225ZM240 63H242V62H240ZM13 64H15V63H13ZM52 64V63H51ZM51 64H48V65H51ZM20 64H18V66H19ZM27 65H28V63H27ZM27 65H26V68H27ZM47 65V66H48ZM80 64H78V66H79ZM156 65V64H155ZM189 65H191V63H189L188 64V67H189ZM240 65V64H239ZM30 66V65H29ZM36 66H34V67H36ZM74 66V67H73ZM77 66V65H76ZM86 66V65H85ZM89 66V65H88ZM105 66V65H104ZM44 67V68H43ZM80 67V66H79ZM81 67H84V66H81ZM155 67V66H154ZM154 67H152L153 69H154ZM188 67H186L185 66V68H187L188 69ZM16 68V67H15ZM23 68V67H22ZM25 68V69H26ZM30 68V67H29ZM43 68V69H42ZM64 67L62 66V69H63ZM75 68V69H74ZM76 68L77 67H75V65H72V66H67L66 67V71L64 70L63 72H62V69H61V71H60V69L59 70H57V74L55 73V71L53 72V73H55V74H52L51 73V75H50V73L48 74L49 75V77H50V79L52 80V81H50L49 80V77H48V80L52 83V84H56V86H58V85H62V87L63 86H65V85H67V84H69L71 81H72V78L74 77H78L77 76V74H76V72L79 70L78 68H77V70H76ZM85 68V67H84ZM156 68V67H155ZM33 69V68H32ZM181 69H182V67H181ZM178 70L180 71L179 73V75H178ZM191 71H193L192 69H190ZM189 70V71H190ZM197 70V69H196ZM25 71V70H24ZM23 71V72H24ZM29 71V70H28ZM27 71V72H28ZM80 71V70H79ZM78 71V72H79ZM106 71V70H105ZM125 71V70H124ZM185 71V72H184ZM15 72V71H14ZM22 72V71H21ZM26 72V71H25ZM24 72V73H25ZM40 72V71H39ZM58 72H60V73H58ZM85 72H87V71H85ZM90 72V71H89ZM122 72H123V70H122ZM181 72H184V73H182L181 74ZM33 73V72H32ZM38 73V72H37ZM37 73H35V74H37ZM41 73V72H40ZM80 73V72H79ZM82 73V72H81ZM94 73V72H93ZM115 73V72H114ZM124 73V72H123ZM125 73H127V72H125ZM124 73V74H125ZM201 73H202V71H201ZM243 73V72H242ZM14 73H12V75H13ZM15 74H16V72H15ZM14 74V75H15ZM21 76H22V74L21 73H19ZM17 75V76H20V75ZM86 74V73H85ZM108 74V73H107ZM122 74V73H121ZM124 74H122L123 76H124ZM188 74V73H187ZM195 74V73H194ZM244 74V73H243ZM24 75V74H23ZM25 75H26V73H25ZM27 75H30L31 77H34V76H32L30 73L28 74L27 73ZM27 75L26 76H22V77H27ZM33 75H34V73H33ZM75 75V76H74ZM88 75V74H87ZM86 75V76H87ZM110 75H112V74H110ZM115 75H116V73H115ZM148 75V74H147ZM157 75H158V77H157ZM176 75H178V76H176ZM181 75V76H180ZM237 75V76H236ZM17 76H15V77H17ZM47 76V75H46ZM82 76V75H81ZM85 76V75H84ZM85 76V77H86ZM106 76V75H105ZM117 76V75H116ZM153 76H155V77H153ZM188 76H191V74L189 75H187V77ZM205 76V75H204ZM29 77V76H28ZM83 77V76H82ZM107 77H108V75H107ZM107 77H104L105 79H107ZM201 77H203V76H201ZM18 78V77H17ZM73 78V79H74ZM174 78H177L179 81V83L181 84V85H179L178 87L179 88H177L175 85H178L179 83L177 82V84H176V79H175V81H174ZM15 79V78H14ZM78 79V78H77ZM122 79V78H121ZM120 79V80H121ZM194 79V78H193ZM192 79V80H193ZM201 79V78H200ZM199 79V80H200ZM207 79V78H206ZM26 80V79H25ZM75 80H76V78H75ZM116 80V79H115ZM117 80H119V78L117 79ZM145 79H143V81L141 82V83H143V84H145L146 85V83H144L145 81H144ZM161 80V79H160ZM164 80V79H163ZM162 80V81H163ZM188 82H187V81ZM205 80V78H203L202 79V81H204ZM208 80V79H207ZM17 81V80H16ZM20 81V80H19ZM24 81V80H23ZM155 81H157V80H155ZM155 81H154V84L156 85V83H155ZM165 81H167V78L165 79ZM15 82V81H14ZM22 82V81H21ZM73 83H75V81H72ZM72 82H71V88H72V86H74L73 84H72ZM126 82V81H125ZM138 82V81H137ZM148 82H147V84H148ZM193 82V81H192ZM211 82H209L210 83V85H211ZM140 83V82H139ZM138 83V84H139ZM140 83V84H141ZM164 83V82H163ZM163 83H162V85H163ZM175 83V84H174ZM199 83H201V81H199ZM198 83V84H199ZM202 83H204V82H202ZM206 83V82H205ZM209 83H208V81H207V84L209 85ZM121 84V83H120ZM123 84H124V82H123ZM126 84V83H125ZM137 84V85H138ZM153 84V85H154ZM75 85H77V84H75ZM122 85V84H121ZM149 85V84H148ZM162 85H160V86H162ZM187 85H189V84H187ZM202 85V84H201ZM207 85V86H208ZM209 85V86H210ZM15 86H17V85H15ZM52 86H55V85H52ZM55 86V87H56ZM68 86V85H67ZM93 86V85H92ZM136 86V85H135ZM142 85H139V86H137V88H135V89H133V90H131V92L130 93H134V92H137V91H139L140 90V88L139 87H141ZM151 86V85H150ZM149 86V88H151ZM165 85H163V87H164ZM175 86V87H174ZM181 86V87H180ZM184 86H183V88H181L182 90L180 91L181 92V94L182 95H179L180 96V98L183 96V92H187V88H184ZM204 86V85H203ZM62 87H60V88H62ZM88 88L89 87H91V85L90 86H87ZM93 87H95V86H93ZM122 87H124V86H122ZM132 87H134V85L133 86H131V89H132ZM144 87V86H143ZM156 86H152V88L151 89H153V88H155ZM169 87V86H168ZM186 87V86H185ZM200 87V88H199ZM202 86H200V84H199V86L197 87L199 90L200 89H204V88H206V84H205V87H202ZM27 88V89H26ZM66 88V87H65ZM111 88V90H112V87H109V89ZM148 88V86H147V88H145L144 87V89H149ZM208 88V87H207ZM206 88V89H207ZM58 89V88H57ZM75 90H76V95H78L77 94V92H79V93H81V95L84 93H86V95H88L89 93H90V91H87V92H80V90H79V88L78 89H76V88H74ZM85 89V88H84ZM94 89V88H93ZM105 89H108V88H105ZM104 89V90H105ZM114 89V88H113ZM116 89V88H115ZM127 89H129L128 87H127ZM143 89V88H142ZM150 89V90H151ZM183 89H184V91H183ZM64 89L62 88V90H59L60 92L61 91H63ZM79 90V91H78ZM94 90H96V89H94ZM117 90V89H116ZM147 90H144V92H140L141 94H139V92H137L139 95L136 97L137 98V101H138V103H141V108H140V106H139V104H137L138 106H139V109H141V110H139V109H137L138 111H135L136 109V107H138L137 105L135 106V102H133V97L132 98H130V100L132 101H130V103L129 102H127V100H129V99H122V104L120 103V100L118 99V100H116L115 98L113 99V100H109L108 101V103L110 104V102L112 103V105L113 104H117L116 106H118V108L116 107V111L114 112L115 114V117L114 116H112L111 114H113V113H111L110 115L112 116V117H110L109 119H110V123L108 124V126H111L112 127V129H111V127L109 128L108 127V132H109V134L110 135H108V136H110L108 139H111V143H110V145H109V149L110 150H107V152L105 153V156H110L111 155V162L109 161V166L111 165V163L112 164H114L113 166L111 165L110 167H114V170H111L112 172L111 173H113L114 174V177L112 178V179H115L116 177H119L118 175H121L120 173H122L121 172V169H119V167H121L122 168V171H123V169H128V167H130V165L129 166H125V163H126V165H128L127 163H129L130 162V160H131V162L130 163H136V160L138 159L137 158V155L139 154V156H141L142 154L144 155H147L149 152V146H147L148 147V149L146 150L145 149V151L147 152V154H146V152L144 153L143 152V149L142 148H144V147H141L140 149H138L139 148V146H141V144L143 145L144 143L145 144H147V142L149 141V138L151 137V136H148V135H151L150 133H149V131H148V128L150 127V129H151V126H149V124H151V123H149V121H148V123H146V125L148 124V127H144L143 126V124H142V122H138L139 123V125H138V123L137 124H134V125H136V127L134 126V127H132V125L131 126H129L130 124V122L132 123V120H131V118L129 117V115H128V119H126L127 117V115H125V113H124V111L126 110V108L128 107V105H129V107L128 108H130V109H128V111L130 112L132 109H133V107H134V109H133V113L132 112H130L129 114H130V116H135V113L136 112H139V111H141V114L144 112L145 113V111H143V110H148L149 109V106H148V104H149V102L147 101V105H146V103L144 104V105H142V100H143V98H145V97H147V96H145V97H143L144 95H146V94H148L149 92L147 91ZM169 90H171V91H169ZM205 90V89H204ZM34 91V90H33ZM113 91V90H112ZM118 91V90H117ZM117 91H115V92H111L110 90L108 91V93H107V91L105 92V93H107V94H105L104 92V94L105 95H110V94H112V93H116ZM133 91V92H132ZM146 91V92H145ZM153 91H154V89H153ZM152 90H151V92H153ZM193 91V90H192ZM192 91L190 92V94L192 93ZM195 91H196V89H195ZM203 91V90H202ZM74 92V91H73ZM99 92V91H98ZM97 91H96V94L98 93ZM111 92V93H110ZM157 92V91H156ZM168 92L166 93V94H168ZM178 92H179V90H178ZM177 92V93H178ZM179 92V93H180ZM35 93H36V91H35ZM65 93V92H64ZM64 93H62V94H64ZM88 93V94H87ZM110 93V94H109ZM154 93V92H153ZM172 94H173V98H172V100H174L176 103H179L178 101H180L179 100V96L176 94V90H175V92L173 91V92H171ZM59 94V93H58ZM92 94H94L95 95V92L93 93V91H92ZM99 94V93H98ZM98 94L97 95H95V97H98ZM152 94V93H151ZM157 94V93H156ZM155 94V95H156ZM196 95H197V93H195ZM202 93H201V91H200V93L198 94L199 96L201 95ZM66 95H68V94H66ZM66 95H65V97H66ZM80 95V94H79ZM78 95V96H79ZM89 95H91V94H89ZM134 95V97H135V95H136V93L135 94H133ZM142 97H141V96ZM153 95V94H152ZM152 95H151V97H152ZM169 96V97H168ZM170 96L171 95H167L166 97H168L169 99H170ZM177 96H178V98H177ZM190 96V95H189ZM195 95H193V97H194ZM201 96H203V95H201ZM200 96V97H201ZM61 97V96H60ZM64 97V98H65ZM73 97V96H72ZM86 97V96H85ZM90 96H87V98H89ZM94 96H92L91 98V100H94V98H95ZM150 96H148V98H147V100H149L150 98H149ZM192 97V98H193ZM196 97V96H195ZM208 97V98H207ZM58 98H59V96H58ZM57 98V102H58V99ZM63 98V97H62ZM69 98V97H68ZM83 97L81 96V99H82ZM174 98H177V99H174ZM189 98V97H188ZM204 98V97H203ZM203 98H202V100H203ZM74 99V98H73ZM76 99V98H75ZM74 99V100H75ZM85 98H83V100H84ZM166 99V98H165ZM165 99H164V101H165ZM194 99V98H193ZM197 99V98H196ZM196 99H194V101L196 102ZM204 99V102H207V100H205ZM19 100V101H18ZM36 100V99H35ZM61 100V99H60ZM65 100V99H64ZM63 99L61 100V101H59L60 103L61 102H63L64 101ZM67 100V102H65ZM65 101H64V103H63V105L62 106H67L69 103H71V101L72 100H70L69 102H68V99H66ZM91 100H89V101H91ZM114 100H116V101H114ZM145 100V99H144ZM143 100V101H144ZM161 100H163V99H161ZM168 100V99H167ZM202 100H200L199 99V101H202ZM17 101H18V103H17ZM82 101V100H81ZM86 101V100H85ZM84 101V102H85ZM88 101V100H87ZM95 101H96V98H95ZM114 101V102H113ZM125 101V102H124ZM154 101H156V100H154ZM158 101V100H157ZM169 101V100H168ZM174 101L173 102H169L170 104L171 103H174ZM193 103H194V101L193 100H191ZM23 102V103H22ZM38 102H40L39 100H38ZM124 102V103H123ZM127 102V103H126ZM144 102H146V100L144 101ZM204 102H201V103H198V105L200 104V105H202V103H204ZM60 103H58L59 104V109H60ZM66 103V104H65ZM89 103V102H88ZM94 102H90V104H93ZM119 103V104H118ZM129 103V104H128ZM156 103H159V102H156ZM155 103V104H156ZM165 104H163V102H162V104H161V106H163V105H165V107H164V109H166V104H168V102H164ZM176 103H174L175 105H178V104H176ZM189 103H190V105H188V106H190L191 107V105L193 104H191V102H190V99H189ZM28 104L29 105H31L32 104V106H31V108L30 107H28ZM57 104V105H58ZM107 104V103H106ZM125 104H128L127 106L125 105ZM169 104V106H172V105H170ZM183 104V103H182ZM185 104V103H184ZM204 104H206V103H204ZM26 105H27V107H26ZM72 105V104H71ZM70 105V106H71ZM88 105V104H87ZM133 105V106H132ZM174 105V106H175ZM195 105V104H194ZM56 106V105H55ZM64 106V107H65ZM75 106V105H74ZM81 106V105H80ZM91 106V105H90ZM95 106V105H94ZM94 106H93V108H94ZM123 106V107H122ZM156 106H159L158 104H156ZM174 106H172V107H174ZM188 106H187V108H188ZM193 106V105H192ZM196 106V105H195ZM195 106H193V107H195ZM57 107V106H56ZM86 107V106H85ZM84 107V108H85ZM88 107V106H87ZM107 107H109L110 108V106H108V104H107ZM122 107V108H121ZM172 107L170 108V107H168V108H170V109H172ZM181 107H183V105L181 106ZM63 107H61V109H62ZM120 108V109H119ZM125 108V109H124ZM132 108V109H131ZM145 108H147V109H145ZM159 109H160V107H158ZM57 109V108H56ZM86 109V108H85ZM162 107H161V110H159V112H161L162 111ZM164 109H163V114H161L160 113V116H159V119H163L161 122L159 121V123H161L160 125L159 124H157V122H156V116H157V114L156 113H158L157 111H155L156 113H153V114H155V115H153L152 117H154V119H155V121H152V123L153 122H155V124L153 123L152 124V128H153V130L155 129V128H157L158 129V125H159V127H161V128H159L160 129V131L158 130H156L157 132H159V135H160V132H163L162 130H164V128H166L165 126H163L165 123H163L164 121L166 122V120H167V117L169 116V115H171L170 114V112H171V110L170 109H168L169 111H167V110H165V111H167L166 113H164ZM175 109V108H174ZM182 109V108H181ZM191 109H193V108H191ZM94 110V109H93ZM155 110H156V108H155ZM185 110V109H184ZM188 110H190V108L188 109ZM91 111H92V109H91ZM118 111V112H117ZM121 111V112H120ZM134 111H135V113H134ZM154 111V110H153ZM172 111H173V109H172ZM191 111V110H190ZM92 112H94V111H92ZM168 112H169V114H168ZM182 112H184V111H182ZM143 113V115H145ZM151 113V112H150ZM173 113V112H172ZM175 113V112H174ZM176 113H178V111L176 112ZM186 113H187V111H186ZM232 113V114H231ZM123 114V115H122ZM133 114V115H132ZM137 114V113H136ZM139 114H140V112L137 114V116H139ZM166 114V115H165ZM182 114V113H181ZM188 114V113H187ZM230 114V115H229ZM116 115H117V117H119L118 119H117V117H116ZM142 115V116H143ZM175 115V117H176V115L177 114H174ZM182 115H184V114H182ZM194 115V114H193ZM226 115L228 116H231V117H233V119L230 117V119H232L233 120V122L231 123V122H227V121H230V120H227L226 119ZM22 116V115H21ZM123 116V119H121V117ZM137 116H135V118H137ZM145 116H147V114L145 115ZM151 116V115H150ZM161 116H162V118H161ZM164 116H167V117H164ZM172 116V115H171ZM185 117H186V115H184ZM125 117V118H124ZM152 117H148V118H152ZM164 117V118H163ZM113 118V119H112ZM135 118H133V120H134V123L135 122H137V120L138 119H135ZM139 118V117H138ZM141 118V117H140ZM139 118V119H140ZM144 118V120H146L145 118L146 117H143ZM147 118V119H148ZM186 118H188V115H187V117ZM108 119V118H107ZM108 119V120H109ZM120 119V120H119ZM153 119V120H154ZM172 119H174V118H171V120ZM119 122H118V121ZM127 120V121H126ZM131 120V121H130ZM136 120V121H135ZM144 120H143V122H144ZM171 120H169V122L171 121ZM175 120V119H174ZM112 121H114V122H112ZM115 121H116V123H115ZM146 121V122H147ZM177 121V120H176ZM175 121V122H176ZM186 121V120H185ZM184 121V122H185ZM6 122H9V123H6ZM126 122V123H125ZM127 122H129V123H127ZM151 122V121H150ZM187 122V121H186ZM112 123V124H111ZM122 123V124H121ZM123 123H125V124H123ZM173 123V122H172ZM172 123H170L171 125H172ZM188 123V122H187ZM36 124V125H35ZM116 124H118V126L116 125ZM129 126V128L127 127V125ZM142 124V125H141ZM168 124V123H167ZM188 124H190V122L188 123ZM124 125V126H123ZM154 125H155V127H154ZM162 125V126H161ZM166 125V124H165ZM169 125V124H168ZM171 125L168 127V128H170V130H171ZM190 125V126H191ZM232 125L234 126L233 128H232ZM140 126H143V129H141L142 127H140V130H139V127ZM157 126V127H156ZM184 126H185V124H184ZM186 126H187V124H186ZM130 127L131 128H134V129H130ZM138 127V129H135V128H137ZM189 127V126H188ZM125 129V130H124ZM127 129V130H126ZM145 129H147V130H145ZM149 129V130H150ZM162 129V130H161ZM112 130H114L113 131V138H112V136H111V134H112ZM117 130H119V131H117ZM124 130V131H123ZM137 130V131H136ZM142 130H143V132H144V134H142ZM152 130V129H151ZM179 130H180V126H179ZM193 130H194V132H193ZM115 131H117V132H115ZM122 131V132H121ZM168 131H169V129H168ZM186 131V130H185ZM149 133V134H147V133ZM165 132V131H164ZM176 132H177V130H176ZM146 133V134H145ZM166 133H167V131H166ZM169 133V132H168ZM167 133V134H168ZM184 133V132H183ZM2 134H3V131H2ZM16 134H17V132L16 131H13L12 133H11V135L13 136H16ZM167 134H166V136H167ZM221 134H224L223 135V137L221 138ZM144 135H146V140L144 139ZM154 135V134H153ZM152 135V136H153ZM158 135V136H159ZM163 135V133L161 134V136ZM147 136L149 137V138H147ZM157 136V137H158ZM159 137V138H157L160 142H161V140H160V138L161 139H163L162 137ZM164 136V135H163ZM165 136V137H166ZM178 136V137H179ZM188 136H189V138H188ZM154 137H155V135H154ZM177 137V136H176ZM152 138V137H151ZM186 138H184V139H186ZM108 139H107V141H108ZM155 139V138H154ZM150 140L151 142H156V140ZM176 139V138H175ZM178 140H176V141H178ZM143 142V143H142ZM150 142V143H151ZM153 142V143H154ZM194 143V144H197V145H201V146H199V149L201 150V147H203L204 146V149H206V151H209L208 153H206V154H212V156H214L215 154H218L217 155V157H215L214 156V158L212 159V158H209L207 161H205L207 158H205V156H204V149H202L203 151H202V153H201V151L199 152V153H201L203 156L201 157V155H200V157L199 156H194L195 154H194V152H196V151H194L193 149H195V147H193L192 148V150L191 151H193V152H191L190 151V149L189 148H186V146H190V145H188V144H191V143ZM152 143V144H153ZM199 143H202V144H199ZM176 144V143H175ZM154 145V147L156 148V149H158L155 145H157V143H154L153 144ZM203 145V146H202ZM205 146H208V149L205 147ZM175 147H176V145H175ZM222 147H224L225 148V151H226V149L227 150H230L231 151V153H232V151H234V153H236V152H238V153H236V155H232L234 158L233 159H231V160H229V159H227L228 157L227 156H229V155H231V153L229 154L228 152H230V151H228V152H226V154L225 155H227V153L229 154V155H227V156H225L224 154H223V152H221V150H222ZM160 148V147H159ZM221 148V149H220ZM142 149V150H141ZM189 149V150H188ZM151 150H153V147L151 148ZM197 150V149H196ZM217 150L219 151V152H217ZM108 151H110V152H108ZM138 151V152H137ZM141 151L143 152V153H141ZM198 151V150H197ZM242 151H244V152H242ZM154 152V151H153ZM153 152H152V154H153ZM156 152H157V150H156ZM192 153V154H189V155H192V158L193 157H199V158H189L191 161H189V159L187 160L186 158H188L189 156H188V153ZM197 153V152H196ZM198 153V154H199ZM204 153V154H203ZM152 154H151V156H152ZM214 154V155H213ZM247 154V155H246ZM258 154H261V157L258 155ZM134 155H136V156H134ZM142 155V156H143ZM144 155V156H145ZM149 155V154H148ZM147 155V156H148ZM105 156H103V158H105ZM142 156H141V158H142ZM151 156H150V158H151ZM188 156V157H187ZM208 156V155H207ZM134 157H136L135 159H134ZM191 157V156H190ZM222 157H224V158H222ZM229 157H231V156H229ZM258 157H260V158H258ZM103 158H102V161H103ZM134 159L133 161H132V159ZM150 158L148 159V160H150ZM174 158V157H173ZM204 158H205V160H204ZM250 158L252 159V161L250 160ZM255 158V159H256ZM109 159V158H108ZM144 159V158H143ZM145 159H146V157H145ZM194 159L196 160V161H194ZM254 159V160H255ZM263 159V158H262ZM261 159V162L263 161ZM104 160H107V158L106 159H104ZM210 160V161H209ZM258 160H256V161H258ZM135 161V162H134ZM139 161V160H138ZM209 161V162H208ZM256 161H254V162H256ZM210 162H212V163H210ZM220 162V163H219ZM234 162V161H233ZM233 162H230V163H233ZM261 162H260V164H261ZM45 163V164H44ZM44 163H41L42 164V166H43V168H46V161L44 162ZM241 163H243L245 166H243V164H241ZM247 163V162H246ZM249 163V164H250ZM258 163H259V161H258ZM257 163V164H258ZM263 163V165H264V162H262ZM108 164L106 165V168L104 167V165L102 164V166L103 167H101V168H105L104 169V172H105V174L106 173H110V168H109V166H108ZM235 164H236V161H235ZM256 163H254V165H255ZM118 166V169L120 170V173H119V170L118 169H116V166ZM208 164H207V166H209ZM213 165H215V164H213ZM212 165V166H213ZM218 165V166H219ZM98 166V165H97ZM108 166V167H107ZM173 166V165H172ZM171 166V172L170 173H172V172H174L175 170H173L172 171V167ZM207 166H204V167H207ZM250 166H251V164H250ZM253 166V165H252ZM39 167H40V165L38 166V170L40 171V169H39ZM99 167V166H98ZM123 167H125V168H123ZM197 167H199L200 168V171H199V169L197 170ZM240 167V168H239ZM261 167V166H260ZM263 167V166H262ZM42 168V169H43ZM91 168H93V164H91ZM90 168V169H91ZM101 168H96V170H99V171H97V173L99 172V174H102V173H100V172H103V169H101ZM107 168H109V169H107ZM111 168V169H112ZM169 168V167H168ZM212 168V167H211ZM90 169L88 170V173L90 172ZM206 169V168H205ZM210 169V168H209ZM46 170V169H45ZM91 170H93V169H91ZM95 170V171H96ZM101 170V171H100ZM117 170H118V172H117ZM169 170L170 169H168V171L167 172H169ZM197 170V171H196ZM203 170V169H202ZM114 171V172H113ZM124 171H126V170H124ZM124 171H123V173H124ZM197 173H196V172ZM199 171V172H198ZM228 172H229V170H227ZM247 171H248V174H249V176L247 175ZM66 172H68V171H66ZM103 172V173H104ZM176 172V171H175ZM192 172V173H191ZM227 172V173H228ZM246 172V173H245ZM65 174V172H62V174ZM91 173V172H90ZM97 173L95 174L96 176H93V178L94 177H99L100 175H98L97 176ZM166 173V172H165ZM189 173H191L190 174V176L193 178H191L190 176L188 177V182H191V185H190V183H188L186 186H185V182L183 181V179L185 178V177H183L182 176V174H184V175H187L188 176V174ZM237 173V174H236ZM252 173V172H251ZM113 174H112V176H113ZM115 174H116V177H115ZM118 174V175H117ZM174 173H172V175H173ZM230 174V175H231ZM244 174H246L245 176V180L242 178V175L244 176ZM252 174H254V172L252 173ZM196 175V176H197ZM259 175V176H258ZM44 176H46V174L44 175ZM111 176V175H110ZM168 174L166 175V177H167V179H168ZM90 177V176H89ZM122 177V176H121ZM170 177V176H169ZM173 177V179H169L170 180V182L172 181V180H174V178H176L175 176H171L170 178H172ZM182 177H183V179H182ZM195 177V176H194ZM241 177V180L242 181H240V178ZM95 178V179H96ZM100 178V177H99ZM189 178L191 179L190 181H189ZM196 178H198V177H196ZM45 179H46V177H45ZM95 179H94V181H95ZM119 179V178H118ZM166 179V181H168ZM223 179V178H222ZM91 180V181H90ZM197 180V179H196ZM3 182V179H1L0 178V194H1V183ZM46 181V180H45ZM89 181L91 182V183H93L94 181H92V177H91V179H89ZM244 181V183H242ZM250 181V182H249ZM259 182V184H258V182ZM89 182V184H90V186H92V185H94V184H96V186H97V183L99 182V180H98V178H97V181H95L92 185H91V183ZM214 182V181H213ZM217 182V181H216ZM228 182H229V180H228ZM47 183V182H46ZM50 182H48L47 184H49ZM163 182H161V184H162ZM168 184H169V182H167ZM174 183H175V181L173 182V185H174ZM185 183V184H184ZM215 183V182H214ZM250 183V184H249ZM50 184H52V183H50ZM50 184H49V186H50ZM160 184V185H161ZM232 184V183H231ZM173 185L171 186V187H173ZM193 185H196V184H193ZM216 185H218V183L216 184ZM237 185H238V188H237ZM252 185H256L255 187L257 188H255V187H253ZM262 185V184H261ZM260 185V186H261ZM263 185H264V183H263ZM95 186V185H94ZM95 186V187H96ZM164 186H165V184H164ZM198 186V185H197ZM215 186V185H214ZM232 186V185H231ZM155 187H156V185H155ZM158 187V186H157ZM176 187V186H175ZM196 187V186H195ZM215 187H217V186H215ZM251 187H252V189L253 188H255V190H252L251 189ZM158 189V188H157ZM160 189H161V187H160ZM174 189V188H173ZM173 189H172V191H173ZM216 189V188H215ZM237 189H240V190H237ZM263 189V188H262ZM122 190H123V188H122ZM121 190V191H122ZM162 190V189H161ZM174 190H176V188L174 189ZM188 190V189H187ZM186 190V191H187ZM190 191H188L189 193H191L192 195H194L195 193H194V191L195 190H197V189H193V187H192V190H191V188L189 189ZM198 190H200V189H198ZM197 190V191H198ZM203 190V189H202ZM201 190V191H202ZM217 190V189H216ZM120 191V192H121ZM164 191V189L161 191V192H163ZM219 191V190H218ZM222 191V190H221ZM221 191H219V193L221 192ZM237 191H239V192H237ZM254 191V192H253ZM257 191V192H256ZM119 192V191H118ZM130 192V191H129ZM177 192V191H176ZM184 193H186V195L187 194H189V193H187V192H185V190L183 191ZM196 192V191H195ZM242 192V193H243ZM247 192H248V194H247ZM250 192V193H249ZM182 193V192H181ZM184 193H182L184 196H186ZM254 193V194H253ZM259 193H257V197H255V199L256 198H258V196L259 195H261V194H259ZM263 193V192H262ZM20 194V193H19ZM160 194V193H159ZM163 194V193H162ZM176 194V193H175ZM198 194H199V192H198ZM264 194V193H263ZM155 195H158V192H157V194H155ZM165 195V194H164ZM163 195V196H164ZM180 195V194H179ZM197 195V194H196ZM248 195V196H247ZM251 195V196H252ZM181 196V195H180ZM180 196H178V200H179V198H180ZM188 196V195H187ZM186 196V197H187ZM199 196H200V194H199ZM202 196V195H201ZM240 196H243V197H241L243 200L246 198L245 197V195H240ZM240 196L238 197L239 199H240ZM262 196V195H261ZM261 196H259V198L261 197ZM20 197V196H19ZM190 197H193V196H190ZM190 197H187L188 198V200H189V198ZM198 197V196H197ZM226 197V196H225ZM245 197V198H244ZM264 197V196H263ZM187 198H184V199H186L187 200ZM194 198V197H193ZM199 198H201V197H199ZM233 198L234 197H232V200H233ZM249 198H252V197H249ZM262 198V197H261ZM50 199V198H49ZM156 199V198H155ZM158 199V198H157ZM160 199V198H159ZM162 199H163V197H162ZM206 199V198H205ZM223 199V198H222ZM254 199V198H253ZM264 199V198H263ZM18 200H20V204H21V202H22V198L21 199H18ZM25 199H23V201H24ZM34 200L37 202V199H35L34 198ZM180 200H181V198H180ZM194 200V199H193ZM192 200V201H193ZM226 200V199H225ZM224 200V201H225ZM234 200H236V199H234ZM238 200V199H237ZM241 200V199H240ZM247 200H250V199H246V203L247 202H250V201H247ZM34 201V202H35ZM46 201V203L47 202H49V201H47V199L45 198V200H44V202ZM189 202L190 204H188V206H190V205H192L193 206V204L192 203H194V202ZM194 201H196V198H195V200ZM204 201V200H203ZM227 201V200H226ZM251 201H253V200H251ZM257 201V200H256ZM262 201V200H261ZM264 201V200H263ZM262 201V202H263ZM42 202H43V200H42ZM162 202V201H161ZM181 202V201H180ZM197 202V201H196ZM196 202H195V204H196ZM205 202H206V200H205ZM231 202H234V201H231ZM237 202V201H236ZM162 203H164V202H162ZM186 203V202H185ZM199 203V202H198ZM198 203H197V205H198ZM226 203V202H225ZM229 203H230V201H229ZM239 203V202H238ZM253 203V202H252ZM252 203H248V204H252ZM259 203V202H258ZM261 203V202H260ZM258 204V206H260L261 204ZM178 204H180L179 202H178ZM201 204V203H200ZM223 204V203H222ZM231 204V203H230ZM240 204H242L241 205V208H242V206H244L245 207V205H243V202L241 203V201H240ZM245 204V203H244ZM247 204V205H248ZM256 204V203H255ZM263 204H264V202H263ZM163 205V204H162ZM221 205V204H220ZM220 205L218 206V207H220ZM232 205H236V204H232ZM239 205V204H238ZM237 205V206H238ZM246 205V206H247ZM180 206V205H179ZM178 206V207H179ZM187 206V205H186ZM208 206V205H207ZM240 206V205H239ZM252 206V205H251ZM131 207V206H130ZM191 207V206H190ZM189 207V208H190ZM180 208V207H179ZM187 208V207H186ZM209 208H211V206L209 207L208 206V210H209ZM132 209V208H131ZM220 209V208H219ZM218 208L216 209V210H219ZM222 209H224V208H222ZM251 209V208H250ZM253 209V208H252ZM258 209H260V207L258 208ZM264 209V208H263ZM213 210V209H212ZM160 211V210H159ZM206 211H207V209H206ZM214 211H215V209H214ZM213 211V212H214ZM224 211V210H223ZM222 211V212H223ZM204 212V211H203ZM245 212H246V210H245ZM184 213V212H183ZM186 214V213H185ZM190 214V213H189ZM192 214V213H191ZM216 214V213H215ZM222 214V213H221ZM221 214H220V216H221ZM156 215H158V214H156ZM155 215V216H156ZM194 216H192L193 218H195V217H197L195 214H193ZM204 215V214H203ZM217 215V214H216ZM225 215V214H224ZM227 215V214H226ZM225 215V216H226ZM234 215V214H233ZM141 216L143 217V215H138V218L140 219L141 218ZM160 216V215H159ZM189 216V215H188ZM213 216V215H212ZM229 217H231V215H228ZM235 216V215H234ZM233 216V217H234ZM147 217V216H146ZM146 217H143V218H145V220H146ZM182 217V216H181ZM202 217V216H201ZM206 217V216H205ZM214 217V216H213ZM217 217V216H216ZM216 217H214V218H216ZM227 217V216H226ZM236 217V216H235ZM246 217H247V215H246ZM208 217H206V220L208 221L209 220V218L207 219ZM214 218H213V220H214ZM190 220H191V218H189ZM197 219V218H196ZM204 219V217L203 218H201L199 221H198V224H199V222L201 221V220H203ZM223 219H224V217H223ZM228 219V218H227ZM230 219V218H229ZM232 219V218H231ZM237 219V218H236ZM138 220V219H137ZM141 220V219H140ZM139 220V221H140ZM144 220V221H145ZM183 220H184V218H183ZM219 220V219H218ZM221 220V219H220ZM226 220V219H225ZM233 220V219H232ZM138 221V222H139ZM185 221V220H184ZM204 221V220H203ZM207 221L206 222H204V224L205 223H207ZM210 221H212V220H210ZM235 221V220H234ZM126 222V221H125ZM124 222V224H126ZM136 222V221H135ZM159 222V221H158ZM213 222V221H212ZM215 222V221H214ZM218 222V221H217ZM221 222V221H220ZM226 222V221H225ZM202 223V222H201ZM200 223V224H201ZM219 223V222H218ZM223 223V222H222ZM226 223H228V222H226ZM199 224V225H200ZM208 224H213V223H208ZM229 224V223H228ZM227 224V225H228ZM195 225H197V223L195 224ZM206 225V224H205ZM222 225V224H221ZM88 226V225H87ZM86 226V227H87ZM124 226V225H123ZM209 226V225H208ZM219 226H220V223H219ZM234 226V225H233ZM197 227V226H196ZM195 227V229L196 230H198L197 228ZM199 227V226H198ZM214 227H215V225H214ZM224 228L226 227V226H223ZM236 227V226H235ZM126 228H127V226H126ZM125 228V229H126ZM186 228V227H185ZM191 229H192V227H190ZM219 228H221V227H219ZM219 228H216V230L217 229H219ZM223 228V229H224ZM229 228V227H228ZM124 229V228H123ZM125 229H124V231H125ZM180 229H184L183 227H180ZM187 229H189V227L187 228ZM187 229H185V230H187ZM212 229H214L213 227H212ZM128 230V229H127ZM196 230H193V231H196ZM208 230H209V227H208ZM215 230V231H216ZM220 230V229H219ZM231 230H234V229H231ZM241 230H242V232H241ZM240 230V233H243V229H241ZM182 231V230H181ZM189 230H187V232H185L184 231V234L185 233H189L188 232ZM202 231V230H201ZM211 231H213V230H211ZM208 232V233H206V231L204 230L203 232H201V234L203 233L204 234V236H205V234L207 235V234H209V233H212V232ZM225 231V230H224ZM224 231H222V232H224ZM226 231H227V227H226ZM239 231V230H238ZM246 231H249V229L248 230H245L244 232H246ZM255 231V234L253 235V233H252V235L254 236V237H252V238H255V241H256V238H257V240H259L260 238H258L257 236H255L256 235V232L258 231H256V230H254ZM260 231H262V230H260ZM183 232V231H182ZM197 232V231H196ZM195 232V233H196ZM264 232V231H263ZM127 233H128V231H127ZM127 233L126 232H124V235L126 234V236H127ZM134 233H135V231H134ZM195 233H193V234H195ZM214 233V232H213ZM216 233H218V230L216 231ZM216 233H214V236H215V234ZM219 233H221V231L219 232ZM225 233H227V232H225ZM234 233H235V230H234ZM234 233H232L231 232V235L233 234L234 235ZM249 233V232H248ZM260 236H264V234L262 235L261 233L262 232H257ZM190 234V233H189ZM222 234H224V233H222ZM222 234H219V236L221 237V235ZM239 234V233H238ZM246 234V233H245ZM257 234V235H258ZM181 235L183 236V233H181ZM198 235V237H196ZM211 235V234H210ZM210 235H208L209 236V239L208 240H210V242H208V240H207V238L208 237H205L204 239H205V242L208 244V245H206L207 246V249H208V246L210 245H212V242L213 241H215V239H216V241L215 242H217V241H219L220 242V240H218V239H220L218 236V239H217V237H212L214 240L212 241V238H210ZM213 235V234H212ZM217 235V234H216ZM227 234H225V236H226ZM230 235V234H229ZM228 235V236H229ZM251 235V236H252ZM258 235V236H259ZM121 236V235H120ZM126 236H125V238H126ZM155 236V235H154ZM153 236V237H154ZM181 236V237H182ZM188 236H191V235H187L186 237H188ZM193 236V235H192ZM191 236V239H193L194 240V238L193 237H195L197 240H199V242L203 239V238H199V236H200V234H196V236L194 235L193 237ZM204 236H202V237H204ZM228 236H227V238H228ZM235 236V235H234ZM234 236H232V237H234ZM236 236H238V235H236ZM242 236V235H241ZM240 236V237H241ZM180 237V239L182 240V238ZM184 237V236H183ZM186 237H184L185 238V240L186 241H188L189 242V240L191 241V239H189V238H187L186 239ZM222 238H223V236H222ZM224 238H226V237H224ZM229 238H231V237H229ZM242 238V237H241ZM246 238V237H245ZM250 238V237H249ZM251 238V239H252ZM153 239V238H152ZM195 239V240H196ZM203 239V240H204ZM232 239H234V242L236 241V237L235 238H232ZM238 239V238H237ZM243 239V238H242ZM195 240L194 241H192V243L193 242H195ZM222 240V242L224 241V239H221ZM229 239H227V242H226V240H225V242L228 244V246H229V244L232 242V241H230V243H229V241H228ZM246 241V240H245ZM251 241V240H250ZM261 243H264V239L262 240L261 239ZM151 242H153V241H151ZM182 244H183V242L182 241H180ZM198 242V241H197ZM198 242V243H199ZM203 242V241H202ZM202 242H200V243H202ZM215 242H213L214 244V246H217V247H220V248H222V246H223V248H225L224 246H225V243L223 242L222 244H224V245H222L221 244V242H220V244H218V243H215ZM244 241H242V243H243ZM260 241H258V243H259ZM143 243V242H142ZM180 243V245L181 246H183L182 244ZM187 243V242H186ZM191 243V242H190ZM199 243V244H200ZM205 243V244H206ZM236 243H238V242H236ZM236 243H232V244H234V246H235V244ZM251 243H252V241H251ZM253 243H254V240H253ZM252 243V244H253ZM257 243V242H256ZM227 244H226V246H227ZM231 244V245H232ZM152 245V244H151ZM186 245V244H185ZM184 245V246H185ZM191 245V244H190ZM189 244H188V246L187 247H189L190 246ZM196 246V242H195V244L193 243L192 244V246ZM204 245V243L202 244V245H199V247H204V248H202L203 250L201 251V248H200V253H198L199 252V248L197 247H195V250H197L196 252L198 253V254H194V252H193V254H194V256H192L191 255V251H193V250H191V249H194V247H191V249L188 251L187 249V252H189L187 255H184V256H186V257H183V258H186L185 260L187 261V260H189L188 258H187V256L189 257V255L191 256L190 258L192 259V260H190V261H197L196 260V258L194 259L193 257H196L197 256V258L198 257H201V255H202V257H201V260H199V261H201V262H203V260H208V259H204V258H210V259H212L213 258V260H214V257L211 255L210 256V254H209V256H207L208 255V253H212V251H213V249L216 251V249L212 246V251H210V252H208L207 253V251L205 250V252L207 253L206 254V256H205V252H204V249H206L205 248V246H203ZM240 245V244H239ZM238 245V246H239ZM257 245V244H256ZM259 245V244H258ZM262 245V244H261ZM260 245V246H261ZM180 246V247H181ZM184 246L181 248V249H183L184 248ZM185 246V247H186ZM233 246V247H234ZM152 247V246H151ZM153 247H154V244H153ZM156 247V246H155ZM216 247V248H217ZM232 247V248H233ZM237 247V245L234 247V249ZM241 247V246H240ZM263 247V246H262ZM209 248H211V247H209ZM219 248V249H220ZM229 248H231L230 246H229ZM229 248H225V250L224 251H227V249H229ZM264 248V247H263ZM185 249V248H184ZM189 249V248H188ZM218 249V251H220ZM260 249V248H259ZM210 250V249H209ZM236 250H238L239 251V249L238 248H236ZM90 251V250H89ZM93 251V250H92ZM183 251V250H182ZM185 251V250H184ZM183 251V252H184ZM222 251H223V249H222ZM153 252H154V249H153ZM182 252V253H183ZM186 251H185V253H187ZM214 252V251H213ZM234 252V251H233ZM232 252V254H234ZM181 253V254H182ZM215 253V258H216V260H218L219 262H220V260L222 259L221 257H222V255H223V253L224 252H218V253H221L220 255L217 253V251L216 252H214ZM230 253H231V251H230ZM74 254V253H73ZM75 254H78V253H75ZM74 254V255H75ZM87 254H89V252H87L86 253V255ZM90 254H91V252H90ZM93 254H94V252H93ZM93 254L92 255H89V257L91 258L92 256H93ZM184 254V253H183ZM200 254V256H198ZM213 254V253H212ZM229 254V253H228ZM231 254V255H232ZM237 254V253H236ZM69 255V254H68ZM196 255V256H195ZM217 255H219L220 257H218ZM225 255H227V253H225ZM223 256V258L225 257H227V256H229L228 257V260H229V258L230 257H232V259H233V256H235V255H233V256H231V255H227V256ZM82 256H83V254H80V252H79V254L78 255H76L75 257H74V260L71 262V263H63V264H84V258L86 257V256H84L83 258H82ZM204 256V257H203ZM120 257V256H119ZM236 258H237V256H235ZM234 257V258H235ZM116 258H118V257H116ZM146 258V257H145ZM183 258H182V260H183ZM202 258H203V260H202ZM217 258H221L220 260L219 259H217ZM224 258V261H226L227 259H225ZM194 259V260H193ZM117 260V259H116ZM154 260V259H153ZM234 260V259H233ZM184 261V260H183ZM181 262V264H185V263H190V261L189 262ZM194 261V262H195ZM209 261V260H208ZM208 261H204L203 263L205 264H209V263H207ZM210 261H212V260H210ZM218 261L216 262V264H220V263H218ZM224 261H222L223 263H224ZM230 261H231V263L233 262L232 260H231V258H230V260L228 261L229 263H230ZM193 262V263H194ZM198 262V261H197ZM201 262H199V263H197V264H203V263H201ZM221 262V263H222ZM227 262V261H226ZM225 262V263H226ZM123 263V262H122ZM193 263H191V264H193ZM222 263V264H223ZM224 263V264H225ZM228 263V264H229ZM237 263V262H236ZM126 264V263H125ZM194 264H196V263H194ZM233 264H234V262H233ZM238 264V263H237Z\"/></svg>",
  "mask_w": 264,
  "mask_h": 264
}]
</instances>
